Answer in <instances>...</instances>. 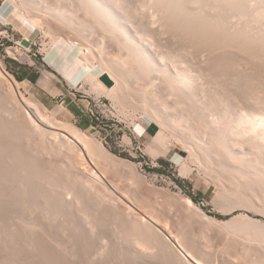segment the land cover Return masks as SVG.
<instances>
[{
	"label": "rangeland",
	"instance_id": "rangeland-1",
	"mask_svg": "<svg viewBox=\"0 0 264 264\" xmlns=\"http://www.w3.org/2000/svg\"><path fill=\"white\" fill-rule=\"evenodd\" d=\"M29 1L28 0L27 1H25V0H0V71H1L0 72V75H1L0 76V93H1L0 94V98L2 97L1 99L2 100L4 99L3 101L1 100V103H0V105L3 103L2 104L3 106L2 105H1L2 107L0 106V108H1L0 113L2 114V115L0 114V116H3V112L8 117H9V115H11V117H9L10 119L8 117H6V116H3V118L0 117V120H3L2 125H0L1 126L0 129L2 128V126H5L4 129H6V127H7L6 131L9 130L8 129V127H9L11 129V130H9V132L10 131L12 132V133H9V132L7 133L4 130L3 131L4 133H3L2 132L3 129L0 130V139H1L0 140V143H1L0 144V151H2L3 149L6 148L4 150V151H6V153L4 152V154H5L4 156L5 157L2 156L3 155V153H2L3 151L0 152V159H1L0 160V188H1L0 189V194H1V192H3L0 195V207L1 206L3 207V208L2 207L0 208V209H2V210H0V230H1L0 231V235H1L0 236L1 237L0 238V245H1V247H0V252H1L0 253V261L3 264H10L9 262H11V264H21V263L22 264H31V262H32V264H39L37 262H40V261H43V262H40L41 264H44L47 261H48L47 262L48 264H61L62 262H63L62 264H88V263L89 264H137V263L138 264H150V263L151 264H162V263L163 264H166V263L173 264V262H175L174 264H190L189 263L190 262L189 258H188V256H186V251H187V253H188V251H190L191 253H193L197 257H199V258L201 257L200 259H202L206 264H220V263L221 264H232V263L233 264H252V263L253 264H257V263L260 264V262H261V264H264V248H263V246H260V244H262V243L264 245V242H263L264 241V239H263L264 238V230L260 229V228H262V226H258L257 225L258 224L257 221H259L260 225L262 223H263L262 225H264V212H263L264 211V197H263L264 196V194H263L264 193V190H263L264 189V182H263L264 181V155H263L264 154V150L263 151L261 149L257 150L256 148L254 149V146H252L250 143H243L245 146H242V148L245 151L243 149H241L242 151H240L238 149L237 153H239L242 156H244L243 157L244 159L239 158V160H241V161L243 160L245 162L249 161L250 164H249V162H247V163L241 162V161L238 162L239 161L238 159L230 162L226 158L225 153H223L220 150V148L218 146V143H216V141L214 139L215 134H216L215 133L216 130H213L212 128H214L215 125L218 124V123L215 124V122H213L214 119L211 120V119L207 118L208 115L210 117L211 114H207V117H205L204 114H202L204 112H200L203 109L200 110L199 111L200 114L202 116H204V118L201 119V121H200L201 116L198 114L199 112H196V111H198V109H195L193 107L194 111H193V109L190 110L192 108L191 107L192 103L190 104L191 105L190 106L189 102L187 104V101L186 100L184 101V99H182L183 100V102H182V100L178 98L179 99V101H178L177 97H175L178 94L174 93V91H175L174 89H172V91H171L170 88L173 87V86L169 87L171 82L169 81V78L167 80V76L168 75L166 74L167 75L166 76L164 71L161 68H156V69H154L156 71L152 70V72L150 71L151 73L150 72L148 73V72H145V71H144L145 72L144 73L143 70H142V72H143V74L145 76L140 74V73H142V72H139V71H141V68L136 66V65H139V62L137 63V61H136V60H138V58H135V55L133 57V53H130L131 49H130L129 45L126 44V41H125L126 39L121 38L123 36L121 35V33L119 31H117V32H119L117 34L114 31L112 33V31L110 30L111 31V33H110L109 29L107 30V28H106L107 26L104 27L102 25L103 23H100V21L97 24L98 19L94 18L95 16H93V14H90V10L88 8H86V6H85V8H84L83 5L81 6V4H83L82 1H81V4H80V1H78V0H75V1L74 0H64L63 2L60 1V2L64 3L63 6H62V3L60 4V6H58L59 2L57 3L56 0H51L52 2L54 1L53 3L50 0H47L48 3H46V4H45L44 0H43L44 2L42 0H40V1L39 0L38 1L35 0L39 4H36V2L34 0H32L34 3L32 2L30 4V3H28ZM49 1H50L51 4H49ZM77 1L79 2V4H78ZM128 1L126 2V4L130 3ZM142 1L143 0H134V1L131 0V3H133V4L125 5L126 8H124L125 7L124 6L125 3L124 4H119V5H121V7L119 5H117L119 7H117V6L115 7L116 3L115 4L111 3V5H112V8H114V10H117L115 12L119 13V14L117 13V16L119 15L118 16V20L119 21L121 20L120 24L124 23L125 25H127V24L131 25L132 23H135L134 25L137 26V28H138V24H139V28L138 29H139L140 33L144 32V33H142L144 35H145V33L152 34V35H150V34L147 35L146 34L147 35L146 39H144V38L139 39L138 43L142 44V47H144V48H145V45L146 46L149 45V46H147L145 48L146 52H148L147 50L150 51V49H151V51L149 53L153 54L152 51H154L155 52L154 55L156 57H154L153 55H152V57H154L155 59L160 54L159 57H158L159 59L157 58V60H155L152 57H151V59H153V61L155 60L154 62L156 64H158L159 66H161L162 64H165V63L169 64V69H171L170 72L172 71L173 63L169 62V59H167L164 55H166V54L169 55V51H171L170 52V54H171L172 52H175V51H178V49H181L180 48L181 45L186 43V42H184L186 40V39H184V37L191 39L190 36L192 35L193 36L192 39H194L195 42H193L192 39H191L192 41L190 39L188 41H190L191 43L194 44V43H197L198 40H199L201 42L199 44H202V46H203L205 41L207 42V43H205L206 45H208V41L212 42L214 40V42H215L218 39V36H219V39H220V36L224 32L226 34H228L227 32H229V30H231V29H232L231 32H234V31L236 32L237 31L236 29H238L237 32H239L241 30V28L238 27L239 24H238V21L236 20L234 22H237V23H233V21H232V24H230L231 26L227 23L228 26H230L228 31H227L226 30L227 26L224 25V24L229 19V15H228V17L226 16L228 13L226 14L224 11L223 12L221 11L222 12L221 13L217 9H216L217 10L216 11L215 9L211 10V9L207 8L208 10H207L206 15L207 14L211 15L210 16L211 18H212V16H216V15H218L219 18H220L221 15H222L221 17H225L226 22H224L225 21V20H223L224 18H220V22L223 21L222 24H223V26H225L226 29L222 25H219L220 24L219 22H218V24L216 23V19L215 18L217 16L214 17L213 19H211L212 20V23H211L212 25L211 24L209 26L207 25V27L202 25V24H199V23H198V25H196V23L194 24V22H193V24H194L193 26H192V24H191L192 22H191L190 23L191 25L187 24L188 26L185 25V27L184 26L182 27V25H181V27H180L179 26L180 24L178 23L179 24L178 25L179 30L181 28H182V30H186V29H183V28H186V26H187V28L189 27V29H190V27H193L194 30H195L194 26H196L198 28V29H196V31L199 30V32L195 31V33H194L193 30H192L193 28H191V30H189L188 33L192 32V34L189 33V35H188V33H186L187 31H185V33H186L185 34V33H183L184 31L182 32V30H180L179 34H181V38H182L181 39L179 34H178L179 35L178 36L177 34H174L176 32L172 31L173 32L172 33L170 31V30H172L171 28L174 25L171 24L172 27L171 26L166 27L165 25H163V23H162V25L160 24L161 21L160 22L158 21L157 25H156V21L153 24L152 20H151V13H153L154 11L151 12V10H150V12H151L150 13L149 10H148L149 7H147L148 5H145L146 3L144 4V2H142ZM144 1H147V0H144ZM55 3H57V7H56ZM141 3H143L147 8L144 7L145 9H143L142 7L144 5L141 4ZM33 4H35L34 7H33ZM137 4H138V7L135 10V6H137ZM48 5H49V7L53 5V7H51V8H54V5H55V7L57 9L58 8L60 9L61 6L62 7H61V10L58 9V12H57V9H54L55 10L54 11L53 9L49 8ZM37 7H39V8H37ZM118 8H120V9L124 8V9H122V11L125 10L126 13H124L125 11L122 12ZM146 9H147V11L145 12ZM137 10H139V11H137ZM204 10H205V8H204ZM41 11H42V13H41ZM88 11H89V13H87ZM121 12L123 14H125V15H123ZM235 12H237V11H235ZM235 12L232 15H236L237 13H235ZM57 13L61 14L62 16L61 15L59 16V14H57ZM77 13H78V15H77ZM148 13H150V14H148ZM166 15H167V13H166ZM209 15H208V17H209ZM122 16H125L126 19H127V16H128L127 21H129V23L127 21H125L126 20L125 17L122 18ZM137 17H139V18H137ZM164 17H166V16H164ZM210 17H209V19H210ZM73 18H74V20H73ZM160 18H161V16H160ZM93 19L97 20V21L95 22ZM165 19L163 18V22H164ZM168 19H169V17H168ZM168 19H166V20H168ZM83 20H84V22H83ZM157 20H159V18ZM166 20L164 22L165 24L167 22ZM72 22H73V24H72ZM126 22H127V24H126ZM168 22L171 23L170 20H168ZM149 23H151V24H149ZM215 23L217 25H219L220 27L218 28V26ZM99 24H101V25H99ZM175 24H177V23L175 22ZM214 24H215V27H214L215 29H216V26H217L216 32H218V30L220 31V28H222L223 33L221 34V32H222V30H221L220 31L221 35H220L219 32L216 33L214 28H212L213 29L212 32H214V33L210 34V36L211 35L212 36L209 39L208 36H209L210 30H208V28L210 26L212 27ZM236 24H237L238 28L236 27ZM145 25L148 28H146ZM154 25H155V27H152ZM168 25H169V23H168ZM201 25L204 26L205 29L207 28V30L205 31L204 29H202ZM260 25H258V27L259 26H260V28L264 27V26H262V25H264L263 23L260 24ZM157 26H158V28H157ZM159 26H162V27L164 26V27L162 29V27L159 28ZM199 26L201 27L200 29H199ZM241 27H243V26H241ZM258 27L255 26V30L256 29L259 30ZM164 28H167V29H164ZM168 28H169V30H168ZM201 29L203 30V32L205 31L204 34H202L203 32L200 31ZM159 31H160V33H159ZM166 31H167V33H166ZM180 32H182V33H180ZM241 32H242V30H241ZM161 33L163 35H165V36H163ZM193 33H194V35H193ZM240 33H234V34H237V35H235L236 38H238V36L240 37V35H239ZM206 34H208V35H206ZM214 34L218 35V36H214ZM229 34H228L227 38H230V40H232V43H231V41L229 39L227 40V38H226L227 35L226 36L223 35L224 37L223 36L221 37L220 44H218L219 43V39L217 40L218 43L215 42L217 45H219L220 47L223 48V47H226L225 43H227L229 41L227 43L229 45V46H227V48H228L227 51H225L226 49L224 50V48L223 49L222 48H218L219 46L217 47L218 48L217 49L216 48L217 45L214 42H213V44L209 43L210 45H208V47H206V45H205L204 46L205 48L202 47L199 44L198 45L196 44V46L194 44L196 49H195V47L191 46V45H193V44H191L190 45L191 47H189L188 52L190 51V49H191V53H192V50H196L197 52L195 51V54H194V51H193L192 55H191V53L189 54V53L185 52L186 55L185 54L184 55L187 56V54H188V56L189 55L191 56V57H189V60H190L189 62L192 61L191 58H194V55H195V58H197V59H193L194 61L191 63L192 65L190 64L191 65L190 67L188 66L189 64H187V68H190V70H192L193 74L194 73L195 74L198 73L196 76L194 74L195 78H197V76L200 74V80H201V78L202 77L204 78V75H206V74L202 75L200 73V70H201V72H203L202 70H206L204 72H207V71L209 72V70L210 71L212 70V69L207 70L208 69L207 68L208 64L206 65L207 67L204 66L206 63H210V62H208L209 58L211 59L213 56H214L213 59L216 57L214 60H217L218 58H220V59L222 58L221 56L219 57V56H215L214 55L215 52L217 53L219 51V49H221L220 51H222V50L225 51V52L223 51V53H224L223 56L225 57L226 60H227L226 57H228L229 54H230L231 56L228 57V58L232 57L231 59H233L232 61L234 63L236 61H238V62L240 61V63L242 64L243 60H245V61H243V64H246V62L248 64V62H249L248 66H247V64L246 65L242 64L243 66L246 67L247 70L243 71L241 69V70H238V72L236 73L237 68L234 69L235 70V74L234 75H238L240 73L239 71H241V74H242V77H243V79H241V80H243L245 82L244 84H246V85H243L242 84L243 81L242 82L240 81L241 84L244 87L241 86V89L237 87V89H239V90H242V89H245V88L247 89V90L245 89V90H242L241 92H239L242 95H240L236 91L235 92L232 91V88L231 89L229 88L231 90V91H229V94H228V92L224 94V91H226V90L222 89V88H224V86L222 87L221 83L219 84L221 87L218 86V89L220 90V92L221 91L223 92V93L221 92L222 96L228 95V97H226V98H229L231 96L232 92H234V93H232L233 94L232 98H234V94L236 95V93H238V95H236V97H239L240 100L238 98H235L237 101L235 99H233V101H232L233 103L237 102V105H234L236 103L232 104V102H230L232 99H231V97L229 98V99H231V100H229V103H230V105H231V107L233 109L235 107H239V108L241 107V110L244 111L245 109L243 110L242 109L243 107L246 108L247 110H249V108L251 110L254 107V108L258 109L259 112H261V110L263 109L262 108L263 107L262 104H264V97L263 98H258L259 101H257V95H256V97H253V99H252L251 98L252 97V95H251L252 92H251L250 95H248L250 93V92H248V90L251 89L250 91H252L253 90L252 88H257L258 89V86H260L259 88H261L263 90L262 96H264V78H263L264 77V60H263L264 59V52H263L264 48H262V47H264V43H263V46L261 47L262 43L259 44L257 42H253V41L251 43H250V41L247 42V43L244 41V43H243V41H241V43L243 44V46H241L242 44L238 40H236V39H235L236 41L233 40V38L235 36L233 35L234 37L231 39L230 36H232V35L230 34V36H229ZM120 35H121V37H120ZM173 35H175V36H173ZM186 35H188V36H186ZM196 35L199 37L198 39H197ZM107 36H108V38H107ZM147 37L150 38V39H148ZM175 37L177 39H175ZM223 38H226V40L223 39ZM174 39H175L176 42L173 41ZM183 39H184V41H183ZM25 40H29L30 41V46H27L25 44ZM141 40H144V41H141ZM167 40H169L168 41L169 43L167 42ZM223 40H225V41L223 42ZM140 41L142 43H140ZM179 41H180V43H179ZM143 42L145 44H143ZM233 42L236 43V44H237V42H239L240 45H239V43L237 44L238 46H236V44H235V46L237 47L236 48L234 46ZM124 43L126 45H124ZM150 43H152V44H150ZM222 43L225 44V45L223 46ZM248 43L249 44L255 43V45L259 44L258 46H256V47H258V49L256 47H254V46H251V45H250V47L249 46L244 47L246 45H249ZM168 45H170V46H168ZM178 46H180V47H178ZM198 46H199V48L202 47V49L199 50ZM230 46H231L232 49L234 48V50H231ZM239 46L243 47L244 50L243 49L242 50L239 49L240 48ZM213 47L217 51H213V49H214ZM207 48H208L207 52H209V53L206 52ZM210 48H211V50H210L211 53H212V51L214 53V54L212 53L213 56H211V57H210V55H212V54H210V51H209ZM129 49H130V51H129ZM160 49H161V51H160ZM62 50H67V52H69L71 54L70 57L77 59L78 67L80 66V69L75 71V67H73L72 71L67 73L68 74L67 76L71 77L75 84L70 82L69 80L64 79L61 75H58V73L53 68L48 66L46 64V62H45V58L47 56H49L51 54H55V53L59 54ZM88 50H89V53L88 52L87 53L88 54L91 53L90 54L91 56L85 54L86 53L85 51H88ZM202 50H205V51H202ZM237 50H238V52H237ZM230 51L232 52V54H231ZM233 51H234V54H233ZM241 51H244L245 53L244 52L242 53ZM203 52H205V53H203ZM226 52H228V53H226ZM256 52H258V53H256ZM127 53L128 54L130 53V54L128 55ZM157 53H159V54H157ZM198 53H200V54L202 53V54L199 56ZM218 53L220 55V52H218ZM223 53L221 52V54H223ZM248 53H251L252 55L253 54L256 55V56L253 55L255 58L252 55H250L251 56L250 57ZM208 54H210V55L208 56ZM233 55H235L234 56L235 58L233 57ZM245 55H247V56H245ZM259 55H260V57L262 59L259 57ZM63 56L64 55H60V58L63 57ZM87 56H88V58H87ZM201 56H202V58H201ZM89 57H90V59H89ZM257 57H259L260 59H258ZM206 59H207V61H206ZM220 59H218V61L221 62V63H219V62L218 63L220 65H222V63H223L222 61H226V60L222 58V61H220ZM234 59H235V61H234ZM162 60L165 63H163V62L161 63ZM164 60H166V61H164ZM196 60H198V61H196ZM228 60H230V59H228ZM260 60L263 61L262 64H261ZM167 61H168V63H167ZM204 61H205V63H204ZM232 61H229V63L230 62L233 63ZM259 61H260V63H259ZM212 62L216 63V61H212ZM212 62L210 63L211 65L209 64V67H211V68L214 67V66L216 68L219 65V64H217V66H216V65H214V63L212 64ZM91 64H92V66H91ZM197 64H198V66H197ZM225 64H224V66H225ZM220 65H219V69L217 67V69L219 70V72L218 71L217 72L219 74H220V69H221ZM228 65H230V64H228ZM235 65H237V62L235 63ZM240 65L238 64V66H240ZM200 66H201V68H200ZM238 66H235V67H238ZM243 66H242V68H244ZM125 67H127V68H125ZM240 67H239V69H240ZM227 68L231 69V67L230 68L227 67ZM233 68H234V66L232 65V69ZM223 70H224V68H223ZM223 70L221 69V71H223ZM102 71H104V72H102ZM109 71L111 73L113 72V75L116 74V77L118 76L117 79H118L119 83H118V86H116V87H119V85H120V87L118 88L119 91L117 90L116 87L112 91V90L106 88L104 86V84L101 83V81H99V78L97 77L98 74L99 73H105V72L106 73H110ZM213 71L214 72L212 73V75H211V72H209L210 74H208V75L213 76V74H216L215 73L216 69L213 70ZM259 71H260V73H259ZM170 72H168V73H170ZM225 72H227V73H229L231 75V70H230V72L229 71H224V73ZM25 73H27L28 76L24 80H19L17 78V76H21V75H23ZM128 74H129V77L127 76ZM221 74H223V73H221ZM221 74L219 76H221ZM255 74L258 77L255 76ZM80 77L83 78L82 79V83H83L82 87L76 85L80 81L79 80ZM121 77H122V79H121ZM205 77H207L208 80H209V83L207 82L208 85H212L213 84V86H210L209 89H211L212 87L213 88L217 87V85L219 83L218 82L219 79L222 78V77L220 78L218 76L215 77V75H214L216 80L214 81V79H213V81H212V80L209 79L210 76L208 77L206 75ZM214 77H212V78H214ZM203 78H202V80H203ZM198 79H199V77H198ZM198 79H195L196 82L199 81V83L195 82V85L198 84V87H196L198 92L196 90V93L200 94L199 92L203 91L201 93L202 95L201 94L198 95V98L200 97V99H198V101H200V100H201V102L203 101V99H204L203 93H204L205 97L209 96V99H207L206 101H208L209 103H212V106L215 105V104L213 105V103H216L217 105H215V108L219 109L221 111L218 112V110H216L214 107H213L214 109L212 111H210L208 109L209 106H208V103H206V101H203L202 104H204V102H205L206 106H208L207 109L209 111L207 109H205L206 108L205 105H202L201 102H198L201 105L200 108L201 107L204 108V106H205L204 111L207 110L206 112H209V113L212 112V114L215 112L213 115L218 114L215 117H218L222 111H225V110L228 111L230 109L233 110L231 107L229 109V107H227L226 105H225L226 107L223 108L224 104L220 105V103H219L220 107H218V103L217 102H214L213 100L211 102L210 100L212 99L211 97H213V96H211V95L207 96V94H205V92L207 91V90H205V88H206L205 86L206 85L204 87L199 85V84H201L202 81H200ZM259 80H261V83L258 82ZM137 81H139V82H137ZM152 81H153V83H152ZM167 81H168V83H167ZM123 82L126 83V84H124ZM204 82L205 81H203L202 84ZM207 83L205 82L204 84H207ZM247 83L249 84V86L251 85L252 88L248 89L249 86H247L248 85ZM11 85H13V86H11ZM149 85H150L151 88L149 87ZM208 85H207V87H209ZM145 86H147V88ZM16 87H19V88L17 89ZM201 87H202V90L200 89L201 90L200 91L198 88H201ZM213 88H212V91L218 92L217 88H215L216 90H213ZM13 89H14V92H13ZM139 89H141V90H139ZM233 89H234V87H233ZM127 90H128V92H127ZM145 91H146V93H145ZM243 91L248 92V94L243 92ZM169 92H170V94H169ZM221 93L218 94V96L221 95ZM244 93H245L246 97L244 96ZM16 94H17L19 99L17 98ZM22 95H23V97L25 99L29 100V98H30L31 102H35V103L40 104V106H41L43 112L45 113V115L48 116V118L51 119L53 122H55V123L56 122L57 123L61 122V124H63L65 122L64 124H66L67 126L70 125L69 127H72L73 129H74V127H75L76 130L80 129L79 131L82 132L84 135H86L89 139L94 141L97 144V146L99 145L98 147H102V148H104V150H107V153H109V154H107L106 152L104 153L103 152L104 150L102 151L103 154H105V155L107 154L106 156L112 155V157H113L112 159L114 161H112V159L109 158V156L107 158L109 160V162L108 161H104V160H106V157H103V159L101 160L102 162H100V160L98 161L99 165L93 164L95 166L94 167V166H92L91 163H89V160H91L90 158H92V157L90 156V157L86 158V156H84L86 158V159H84V157H82L81 154H80V150H79L78 146L77 147L76 146L69 147V143L68 142H66L64 139L59 138V139H61V141L63 140V141H65L66 144H68L65 147L62 146L63 148H61L60 147V143L61 142H59L60 140L58 139V137H57V139L59 141L56 139V137L53 134H50V132H49L50 130H53V128L43 124L44 126H46L45 127L46 130L49 129L48 131L45 130L44 133H43V131L40 128H43V130H44V127H40L39 128L38 126H36L37 125L36 123H35L36 125H34L31 121L30 122L32 124L29 122V120H31V119H29V117L26 116L27 114L25 113V110L23 109L24 107L21 104L22 101H21V97L20 96H22ZM132 95H133V97H131ZM135 95H136V97H134ZM215 99L216 98L214 97V100ZM242 99H243V101L245 100L246 102L244 101V103H242L243 102V101H241ZM250 99H251V102H250ZM260 99H261V101L263 100L262 101L263 103L260 101ZM247 100H248V102H247ZM253 100H255V101H253ZM102 101H103V103L107 104V107H103L102 105H100L102 103ZM217 101H219V100H217ZM140 102H143V103H140ZM180 102H182V103L185 102L186 105L187 106L189 105L190 107L187 108V106L184 105L185 103L182 104ZM232 105H234L235 107L232 106ZM185 107H186V109H185ZM198 108H199V106H198ZM260 108H262V109L259 110ZM21 109H22V111H21ZM7 110H8V112H7ZM214 110H216L217 112L214 111ZM238 110L241 112V110L238 109V108L234 109L235 112L238 111ZM252 110L254 111L255 109H252ZM258 111H256V112H258ZM23 114H24V116H23ZM213 115H211L212 117H210V118H214ZM193 116H194V118H193ZM4 117H6L8 119H4ZM23 117L24 118L26 117L25 121H23L24 120ZM205 118L208 119V120H205V122L207 121V123H204V121H203ZM12 120H13V122H12ZM56 120H58V121H56ZM209 120H211V121H209ZM21 121H22V123H21ZM182 121H184V123H183L184 126L181 124ZM7 122H8V124H7ZM26 122H27V124H26ZM211 122L214 123L215 125L212 124ZM3 123L6 124V125H4ZM9 123L11 124V127H10ZM187 123L190 124V125H188ZM25 124L29 128H27ZM39 124H40L39 126L42 125V123H39ZM30 125H31V128H30ZM147 125H149V127L152 126L154 138L152 136H148V135H145V134L144 135L140 134L139 131L142 129L141 127L142 126L144 127V126H147ZM213 125H214V127H213ZM187 126L188 127L190 126V127L188 128ZM216 126L218 127L219 124L216 125ZM22 127H25V128L22 129ZM36 127H38V128H36ZM47 127H48V129H47ZM219 127H218V129H219ZM12 128L14 130L15 129L17 130V131L15 130L17 132L16 134H18L17 136L12 135V134H15V131H13ZM209 128L211 129L212 133H214V135L211 133ZM38 130H41V131H38ZM18 131H21L20 132L21 135L19 134ZM36 131L39 133L38 135H37ZM33 132H36V133L34 134ZM41 132H42V134H41ZM192 133H193V135H192ZM195 133H197V134H195ZM44 136H45V138H44ZM46 136H47V138H46ZM10 137H11V139H10ZM15 137H17V138H15ZM20 137H21V139H20ZM48 137H49L50 140L48 139ZM204 137H205V139H204ZM18 139H20V140L18 141ZM21 140H22V142H21ZM195 140L197 141V143H196ZM198 140H200V141H198ZM29 141H30L31 144L29 143ZM63 141H62V143H64ZM54 143H56V144H54ZM29 144L31 146V149L29 147ZM208 144H209V146H208ZM1 145H3V146H1ZM32 145H33V147H32ZM4 146H5V148H4ZM7 147L10 150L9 152L7 151L8 150ZM36 147L39 148V149L41 148L42 151L39 150V149L37 150ZM57 148H58V150H57ZM69 148H71V149H69ZM102 148H99V150L100 149L102 150ZM19 149L21 151H19ZM61 149H63V150H61ZM69 150L71 151V153H68V152H70ZM193 150H194V153H193ZM14 151H16V152H14ZM27 151H30V152L27 153ZM55 151L57 152V154H56ZM63 151H64V153H63ZM11 152L14 155L17 154L16 157L17 156H21L20 159L16 160L15 156L11 155ZM42 152H43V154H42ZM54 152H55V154L57 156L54 154ZM200 153H201V155H200ZM6 154L9 156V158H7V159H6V157H8V156ZM40 154H42V155H40ZM59 154H60V156H59ZM65 154H67V155H65ZM68 154H69V156H68ZM209 154H210V156H209ZM46 155H47V157H46ZM52 155H55V156H52ZM76 155L78 157L80 156L79 159H78V157ZM40 156H42L41 159H39ZM242 156H240V157H242ZM13 157L15 158V162H13V160H14ZM200 157H201V159H200ZM17 158H19V157H17ZM81 158H82V160H81ZM249 158H251V159H249ZM21 159L22 160L24 159L25 160V161L23 160L24 162L27 161L26 163H28V161L31 160L34 165L32 164V162L29 161V163L32 164L30 166L32 168H30V167H29L30 169L28 167L24 168L25 164L23 163V161ZM115 159H116V161L118 163L115 161ZM208 159H209V161H208ZM9 160H10L11 163H9ZM86 160H88V161L86 162ZM123 160H125V161L123 162ZM2 161H3L4 165L2 164ZM34 161H36L37 164ZM51 161H52V163H51ZM70 161L72 162V164H71ZM82 161L88 163L90 165V167H89L88 164L86 166H88L90 169L92 168L93 171L96 170L97 172L96 171L95 172L98 174V177L101 176L100 179L103 178V180H99V178H97V177H96V179L94 178V180L90 179V180H93L94 183L91 182V184H86L87 187H89L88 189L86 187L84 189V186H85L84 183L85 182H83L82 178H85V177H82V176H84L85 174H86L85 176L88 175L89 177H92V178L94 176L89 175V173L92 170L88 169L86 166H84L85 168L88 169L86 172H88L89 170H90V172L86 173L85 172L86 169H82L83 168L82 164H85ZM93 161H94V159H93ZM110 161H112V162H110ZM255 161H258V162L255 163ZM17 162H18V164H17ZM96 162H92V163H96ZM113 162H114V164L116 163V165H113L112 164ZM218 162L220 163V165H219ZM56 163H57V165H55ZM61 163H63V164H61ZM64 163H65V165H64ZM69 163H70V165H69ZM1 164L3 165V167H1L2 166ZM21 164H22V167H21ZM35 165H37L38 167L35 166ZM54 165L56 167H54ZM105 165H107V166H105ZM33 166H35V168H37V170L38 169L39 170L37 171L36 169H34ZM62 166H64V167H62ZM220 166L222 167V169H221ZM93 167H94V169H93ZM26 168L29 169V172H28V170H26ZM16 170H17V172H16ZM18 170H20L21 172L18 171ZM34 170H35V172H34ZM55 170H56V172H55ZM226 171H228V172H226ZM5 172L9 173L8 174L9 176ZM11 172H12V174H11ZM24 172L27 173L28 176ZM41 172H43V173L41 174ZM63 173L65 175H63ZM66 173H68V174H66ZM237 173H240V175H238ZM2 174H4L5 176L2 175ZM75 174H77V175L81 174L82 175V176H80V177H82L81 179H79L80 177L79 178L77 177V178H78L79 181L83 182V184H81L83 187L81 185H79V181L78 180L77 181L76 180H74V181L72 180V179L76 178V176H73ZM12 175L14 176L13 178H12ZM56 175H57V177H56ZM68 175H71V176H68ZM230 175H232V177L233 176L234 177L237 176L236 180H235L234 177L232 178ZM6 176H8V178ZM256 176H258V177H256ZM259 177L261 179H258ZM60 179L63 181V183H62V181ZM237 179H239V181H240L239 184L236 183ZM14 180H16L17 182H15ZM33 180H34V182H33ZM47 180H48V182H47ZM67 180H68V183H67ZM90 180L88 179L87 182L90 183ZM261 180H262V182H261ZM12 181L14 183H16V184L14 185V183ZM41 181L43 182V184H42ZM100 181H102V182H100ZM106 181H107V183H106ZM241 181L243 182V185H241L242 184ZM27 182H29V183H27ZM45 182H46V184H44ZM49 182L52 183V187L49 186L51 184V183L48 184ZM75 182H78V183H75ZM232 182H233V184L234 183L235 184L233 185ZM18 183H19V185H18ZM60 183H61V185H60ZM24 184L27 185V186H25ZM28 184H30V186ZM69 184H71V185H69ZM92 184L94 186H92ZM112 184H113V186H112ZM37 185H39L38 186L39 188L37 187ZM41 185H42L43 188H41ZM44 185H46V186H44ZM53 185L55 187H53ZM56 185H57V187L61 186L62 188L65 187V186L66 187L67 186L68 187L72 186L71 188L75 189L74 192H76L78 194V196H77L76 193H74L72 191L74 193V195H71V194L68 193L69 194L68 196L66 194H63L62 196H60L61 195L60 194L59 197H58L59 193L56 194L57 193ZM77 185H79V186H77ZM90 185H91V187H90ZM237 185H238V187H237ZM12 186H13V188L15 190L12 188ZM19 186H23V188L26 189V190L24 191V189L22 187H19ZM31 186L32 187L35 186V187L32 188ZM95 186H97L98 188L95 187ZM4 187H5L6 190L4 189ZM27 187H28V189H27ZM79 187H80V189H79ZM105 187L106 188L109 187L108 189H112V190L109 191L108 189H105ZM110 187H112V188H110ZM53 188H55V189H53ZM2 189H4L5 192H7L6 193L7 195L4 193V191H2ZM9 189H10V191H9ZM41 189L43 191H45V192H43ZM86 189H87V191L88 190L89 191L87 192ZM17 190H18V192H17ZM19 190H22L23 192L19 191ZM27 190H29V192ZM35 190H37V191H35ZM40 190H41L42 193H40ZM228 190H229V192H228ZM250 190H253V191H250ZM49 191L50 192L54 191V193L51 192V194H50ZM58 191L59 192L61 191L60 188L58 189ZM85 191H86L87 195L85 194ZM111 191H112V193H110ZM243 191H245V192H243ZM249 191H250V193H248ZM261 191H263L262 194H261ZM20 192H21V194H20ZM25 192H27V193L25 194ZM34 192H35V194H34ZM31 193H32V195H31ZM98 193H99V195H98ZM255 193H256V196H255ZM39 194L40 195L42 194V196H40ZM55 194H56V196H55ZM75 194H76V196L79 199L75 198L76 197ZM116 194H118V195H116ZM2 195H3L4 199L1 198ZM16 195H18V196H16ZM24 195H26V196H24ZM34 195H35V198H34ZM51 195H52L53 198L55 197L56 200L52 199V197H50ZM89 195L92 197V199L96 198V200L93 201V202L97 203V201L98 202L100 201L99 202L100 204L99 203H97V204L96 203H90V202H92V199L89 200L90 199ZM258 195H261V196H258ZM29 197H31V198H29ZM37 197H39V198H37ZM63 197H65L66 199L70 197L71 199H69L68 200L69 202H68L64 198L65 199L64 200L65 203H64ZM102 197L104 199H106V200H104ZM7 198L9 200H7ZM26 198H27L28 202L26 201ZM108 198H111V200L108 199ZM188 198L193 201V204L194 203L195 204L192 205V204L188 203L187 202ZM40 199H41V201H40ZM48 199H50V200H48ZM60 199L62 200V202L59 201ZM76 199H78V201ZM112 199H113V202H112ZM261 199H263V200H261ZM31 200H32V202H31ZM44 200L48 201V203L52 200L51 202L52 203L54 202L55 204L53 203V205H52V203L50 202L51 204L49 203V205H48V203H46V201H44ZM71 200L74 201V202H72ZM66 201H67V205H65ZM70 201H71V203H70ZM1 202H2V204H1ZM37 202H38V205H37ZM8 203H9L10 206L8 205ZM56 203L57 204L59 203V204L57 205ZM75 203L78 204V205H76ZM15 204H19V205H15ZM24 204H26V205H24ZM62 205H64V206H62ZM68 205H70V206H68ZM80 205L84 206L85 208L81 207ZM131 205L133 206V208H132ZM24 206H25V208H24ZM27 206L29 208L31 207L33 209H29ZM35 206H37V208ZM47 206L52 211V213L48 209ZM65 206H66V208H64ZM67 206L69 207V209H68ZM92 206L95 207V208H92ZM109 206H110V210H109ZM111 206H114V207H111ZM248 206H250V207H248ZM26 207H27V209H26ZM44 207L46 209H44ZM61 207H62V209H61ZM86 207H87V209H86ZM35 208H36V210H35ZM76 208H78V209H76ZM128 208H130V209L128 210ZM24 209H25V211H24ZM41 209H43V211ZM52 209H54V210H52ZM70 209L72 210V213H70L71 212ZM131 209H132V211H131ZM58 210H59V212H58ZM74 210H75V213H74ZM10 211H11V213H10ZM67 211L69 213L68 216H67V214H68ZM83 211H85V213ZM101 211H102V213H101ZM123 211H124V214H123ZM128 211L130 213H128ZM138 211H140V212H138ZM16 212H17V214H16ZM60 212H62V213H60ZM63 212H64V214H63ZM110 212H111V214H109ZM21 213H22V215H21ZM45 213H47V214L45 215ZM82 213H84L85 215L82 214ZM91 213H93V214H91ZM100 213H101V215H100ZM115 213H117V214H115ZM147 213L150 216L153 215L152 217L156 218L157 220L158 219L160 220L159 223L161 225L158 226V227L161 228L163 226H166L167 228H169V229H167L169 232L168 231H164V232H166L167 235H169V234H172V235L174 234V236L177 235L175 238H178V241L180 242L181 245L183 244L182 245L183 249L186 248V245L188 246V248H186L187 250L186 249H184V250L182 249V251L180 250L182 253L185 252L184 254H182L178 250L179 248L176 247L172 242H169L170 240L164 234H163V236H162L163 238H162L161 235H160V232H159L160 237L157 235L158 233L154 232L155 231L154 228L153 229L151 228V231H150V229H147V226L144 223L145 220L143 221V219H141V217H140L141 214L143 215V214H147ZM205 213H206V215H205ZM11 214H13V215H11ZM34 214H36V215H34ZM120 214H122V215H120ZM50 215L51 216L53 215L52 216L53 218H51ZM79 215L81 216V218H79L81 222L80 221L79 222L76 221V219L79 217ZM133 215H134L135 219H134ZM7 216H8V218H7ZM22 216L26 217V218H23ZM54 216H55V218H54ZM56 216H57V218H56ZM104 216H106L107 218H105ZM18 217H22V218H18ZM38 217H39L40 220L38 219ZM66 217H67V220L65 219ZM92 217H94V218H92ZM110 217H111V219H110ZM117 217L120 220H118ZM3 218L5 219L4 221H3ZM14 218H15V220H14ZM17 218L20 219V220L24 219L25 221H22V222H24V223L26 222V223H28V225H30L31 222L35 223V225L33 223H32L33 225L31 224L33 229H29L31 227H27L26 224H25L26 227H23L24 224L20 220H18ZM47 218H49V219H47ZM63 218L66 220V222H65V220ZM95 218H96V220H94ZM242 218H244V219H242ZM11 219H13V220H11ZM16 219L18 220V222L20 221L19 224H18ZM58 219H59V222H58ZM69 219L71 221H69ZM100 219H102V221H100ZM252 219L255 221L254 222L255 224L257 223L256 225H254L252 223L248 224V222H252L253 221ZM27 220L28 221L30 220V221L28 222ZM90 220L93 221V222H91ZM109 220H111V221H109ZM139 220H141V221H139ZM231 220L233 221L232 222L233 224L231 223ZM41 221L43 222L42 224H41ZM60 221H61V223H60ZM84 221H86V222H84ZM94 221H95V225L98 224L99 227H98V225H96V227H95ZM96 221H97V223H96ZM134 221L136 223H133ZM39 222H40V224H39ZM62 222H64L63 225H62ZM67 222H69V224ZM70 222H72V224H71L72 227L70 226ZM220 222H222V223H220ZM226 222H228V224H230V225H228ZM12 223H14L15 225L12 224ZM77 223L79 225H76ZM164 223H166V224H164ZM224 223H225V225H224ZM73 224H74V226H73ZM89 224H91V225H89ZM244 224H246V225H244ZM42 225H43V228H42ZM59 225H60V227L61 226L62 227L65 226V227L62 229V227L60 228ZM85 225H86V227H85ZM131 225H132V227H131ZM33 226H35V228ZM257 226H258V228H257ZM3 227H4V229H3ZM14 227H16V228H14ZM54 227H55V229H54ZM81 227L83 228V230L81 229L83 232H79ZM101 227H103L102 228L103 231H101ZM250 227H252V228H250ZM11 228H14V230L16 229V231L13 233V229H11ZM24 228H27V231H26V229L24 230ZM44 228L46 229V231H45ZM71 228H75V229L71 230ZM49 229H52V231L50 230V232L52 234L48 231ZM85 229L87 231V232L85 231L86 233L84 232ZM110 229H112V230H110ZM240 229H242L243 231H246V232H243ZM251 229H252V231H254V233L257 232L258 235H259V233L261 231L259 236L262 237V238L257 236L256 235L257 233H255L254 235L252 234L253 236L249 235V238H248V234L247 233L251 234L252 233V232L250 233ZM3 230H5L4 233H3ZM74 230H75V232H73ZM98 230H100V231H98ZM113 230H115V231L118 230V231L115 233ZM233 230L234 231L236 230L237 232L236 231L234 232ZM22 231H24L25 234L27 233L26 234L27 236ZM58 231L59 232L62 231V232L59 233ZM130 231H131V234H130ZM156 231H158V230H156ZM6 232H7V234H6ZM17 232H18V234H17ZM98 232H99V234H98ZM124 232H125V235H124ZM9 233H10V235H9ZM15 233H16V235H14ZM34 233H35V235H34ZM43 233H44V235L40 236V234L42 235ZM87 233H89V234H87ZM94 233H96V234L94 235ZM245 233H246V235H244ZM32 234H33V238L34 239L30 238V237H32ZM68 234H70V235H68ZM77 234H78V236H77ZM79 234H82V235L79 236ZM85 234L87 235L86 237H85ZM126 234L128 235V237H127ZM4 235H9L10 237L9 236L8 237L10 239L8 238V240L6 241V236H4ZM52 235L54 237H52ZM59 235H60V237H59ZM88 235H90L91 237L88 236ZM92 235H93L94 238L92 237ZM181 235H182V237H181ZM25 236L29 237L30 240H29V238H26ZM45 236H47V237H45ZM61 236L64 237V238H62ZM82 236H83V238H82ZM118 236H120V237H118ZM187 236H188V238H186ZM41 237H43V238L41 239ZM108 237H110V238L107 239ZM250 237H251V239H250ZM255 237H256V239L258 241H255ZM16 238L20 239L21 242L18 239L16 240ZM44 238L47 239V240H43ZM49 238L50 239L53 238V239L50 240ZM59 238H61V239H59ZM79 238H80V240H78ZM86 238H88V239H86ZM89 238H91L92 240H90ZM161 238H162V240H161ZM183 238H184V240H183ZM245 238H248V239H245ZM253 238H254V240H253ZM259 238L261 240H259ZM81 239H83V240H81ZM111 239H112V241H111ZM234 239H236V241ZM11 240H12V242H11ZM59 240L62 241V242H60ZM152 240H156V241H152ZM250 240L254 241L255 243L251 242ZM5 241H6V243H5ZM43 241H45V243ZM103 241H104V243H103ZM159 241L162 242L161 246H159L160 245ZM186 241H188V242H186ZM95 242H96V245L94 244ZM113 242L116 245H112ZM151 242H153L152 245H151ZM163 242H164V244H163ZM85 243H87V244H85ZM130 243H132V244L130 245ZM156 243H159V244H156ZM43 244L44 245L48 244V245H46L45 248H44ZM99 244L101 245V247H104L103 248L104 250L102 248L97 247ZM118 244H119V246H118ZM167 244H168V246H167ZM227 244H228V246L229 245L230 246L228 247ZM58 245H59V247H58ZM106 245L108 246V248H107ZM204 245H207L208 248L206 246H204ZM225 245H226V248L224 247ZM20 246H21V248H20ZM114 246L116 248H113ZM162 246H164V247L162 248ZM13 247H14L15 250L12 249ZM38 247H40V248L38 249ZM231 247L232 248L234 247V248L232 249ZM97 248L99 249L98 251H97ZM106 248H107V250L105 251ZM164 248H166L165 250H167L165 252L163 251L165 254L161 253L162 250H164ZM5 249H6V251H5ZM31 249H33V251ZM56 249H58V250L62 249V250H60L61 252L60 251L58 252V250H56ZM94 249H96V250H94ZM101 249L103 251H101ZM175 249H177V250H175ZM227 249H228V251H227ZM93 250H94V252H92ZM152 250H153V252H152ZM96 251L97 252L100 251V252H104V253L103 254H100V253L98 254ZM128 251L130 252V254L128 253ZM156 251H158V252H156ZM235 251H237V252H235ZM244 251H246L245 255H244ZM3 252H4V254H3ZM5 252H7V253H5ZM89 252L93 253V254H89ZM116 252H117V254H116ZM149 252H150V254H149ZM212 252H213V254H212ZM21 253L23 254L22 255L23 257L20 255ZM127 253H128L129 256L127 255ZM151 253H152V255H151ZM168 253H169V255H168ZM172 253H174L176 255H174V254L172 255ZM250 253H251V255H250ZM52 254L53 255L55 254V256H53ZM59 254H60V256H59ZM96 254L98 255V257L96 256ZM134 254H136L135 255L136 257H133ZM156 254H157V256H156ZM197 254H199V255H197ZM208 254H209L210 257L208 256ZM252 254H253V256H252ZM41 255H42V257H40ZM43 255H44V257H43ZM65 255H66V258L67 257L69 258V256H70V260L68 258L65 260V258H64ZM99 255H101V258H100ZM242 255L244 257H241ZM5 256H6V259L4 258ZM10 256H11V258H10ZM36 256H37V258H36ZM130 256H132V257H130ZM169 256H170V258H169ZM179 256H181V257H179ZM184 256H185V259H184ZM26 257H27V259H26ZM93 257H95V258H93ZM8 258H10V261H9ZM59 258H63L64 261H62V260L59 261L60 260ZM122 258L123 259L127 258V259L123 260ZM146 258H148V259H146ZM219 258H220L221 261L219 260ZM240 258H242V259L240 260ZM23 259H24L25 262L23 261ZM46 259H48V260H46ZM132 259H134V261ZM226 259L230 260V261L228 262ZM248 259L250 261H252V260L253 261L250 262ZM34 260H35V262H34ZM45 260H46V262H45ZM246 260L248 262H250V263H247ZM65 261H67V262H65ZM2 263H0V264H2Z\"/></svg>",
	"mask_w": 264,
	"mask_h": 264
},
{
	"label": "bare ground",
	"instance_id": "bare-ground-1",
	"mask_svg": "<svg viewBox=\"0 0 264 264\" xmlns=\"http://www.w3.org/2000/svg\"><path fill=\"white\" fill-rule=\"evenodd\" d=\"M25 1H27V0H25ZM29 1V0H28ZM35 1V0H34ZM38 1V0H37ZM37 1H35L36 2V4H39V3H37ZM40 1V0H39ZM43 1V0H42ZM41 1V2H42ZM45 1V4L46 3H48V1L47 0H44ZM43 1V2H44ZM51 1V0H50ZM50 1H49V4H51L50 3ZM57 1V3L59 2V5L58 6H60V4L64 1V0H56ZM60 1H62V2H60ZM75 1V0H74ZM78 1H80V4H81V1H82V3L83 4H81V6L83 5L84 6V8H85V6H86V8H88L89 10H90V14H93V16H95L94 18H97L98 19V22H97V24L99 23V21H100V23H103L102 25L104 26V27H106L107 28V30L109 29V32L111 33V31H112V33H113V31L114 32H116L117 34L120 32L121 33V35L123 36V37H121V35H120V37L121 38H123V39H126L125 41H126V44H128L129 45V47H130V49H131V52L130 53H133V57H134V55H135V58H138V60H136L137 61V63L139 62V65H136L137 67H140L141 68V71H139V72H142V70H143V72L145 71V72H152V70H154V69H156V68H161L163 71H164V73H165V75L167 76V80H168V78H169V81L171 82V84L169 85V87H171V86H173V87H171L170 89H171V91H172V89H174L175 91H174V93H177L178 95H176L175 97H177V99L179 98V99H184V101L186 100L187 101V104H188V102H189V105L192 103V108L190 109V110H192L193 109V107L195 108V109H198V111H196V112H199L200 110H202V111H200V112H204V113H202V114H204V116L205 117H207V114H211V115H213L212 114V112H206L208 109L210 110V111H212L214 108H215V105H217L216 103H213V105L214 106H212V103H209L208 101H206L207 99H209V96L208 95H211V96H213V97H211L212 99L210 100L211 102H212V100L214 101V102H217L218 103V107H220L219 106V103H220V105L221 104H224V106H223V108L224 107H229V109H230V107H231V105H230V103H229V100H231L230 102H232L233 101V99H235V98H238L239 100H240V98L239 97H236V95H238V93L239 92H241L242 90H245V89H242V90H239V89H237V87L238 88H240L241 89V86H243V85H246V84H244L245 82L243 81V80H241V79H243V77H242V74H241V71H239L240 73L238 74V75H234L235 74V68H237V70H236V73L238 72V70H247L246 69V67L245 66H243V65H246L247 64V62H246V64H243V61H245V60H243L242 61V64L240 63V61L238 62V61H236L237 62V65H235V63L232 61L233 59H231V58H228V57H230L231 55L229 54V56L228 57H226L227 58V60L225 59V57L223 56L224 55V53H223V51L225 50V51H227V46H229L227 43L229 42H227V43H225L226 44V47H223L224 48V50H222V51H220L221 49H219V51L218 52H220V55H219V53L217 52H215V54L213 53V51H217V50H215V48L213 49V51H212V53L215 55V56H221L223 59H225L226 61H222V58L220 59V58H218V59H220V61H222L223 63H222V65H220L219 63H221V62H219L218 61V59L217 60H214L213 59V54L211 53V48L209 49V51H210V54H212V55H210V54H208V56L210 55V57L211 56H213L211 59L209 58V60H208V62H212V61H216V63L215 62H212V64L214 63V65H216L217 66V64H219L220 65V68L223 70V68H224V70L223 71H221V69H220V74L221 73H223V74H221V76H219L220 74L218 73L219 72V65L217 66L218 67V69H217V67L215 68V66L214 67H209V64L210 63H206L204 66L205 67H207L208 69L207 70H209V69H212L211 71L209 70V72H211V75H212V73L214 72L213 70H215L216 69V74H213V76H211V75H208V74H210L208 71V73L207 72H204V71H206V70H202L203 72H201V70H200V73L202 74V75H204V74H206L208 77H209V79L210 80H212L213 81V79H214V81L216 80V78L215 77H222L221 79H219V83H218V85H217V87H215V88H217L218 89V86H220L219 84L221 83L222 84V87L224 86V88H222V89H225L226 91H224V94L225 93H227L228 92V94H229V91H231L230 89L232 88V91H236V92H238V93H236V95L234 94V98H232L233 97V94L232 93H234V92H230L231 93V99H229V98H226V97H228V95H224V96H222V93L220 92V90L218 89V92H214V91H212V88L211 89H209L210 88V86H213V84L212 85H208V83H209V80H208V78L207 77H205L206 75H204V78H203V80H202V78H201V80H200V74L197 76V78H195L194 77V74H193V72H192V70H190V68H187V64H189L188 66L190 67L192 64V62L194 61L193 59H197V58H195V55H194V58H191L192 59V61L191 62H189L190 60H189V57H191L190 55L188 56V54H187V56H185L186 54H185V52H187V53H191V49H190V51L188 52V50H189V47H191V46H193V47H195L196 46V44L198 45L199 43H201L199 40H198V42L197 43H194L195 44V46H194V44L193 43H191L190 41H188L190 38H186V37H184V39H186L185 41H184V39H183V41L184 42H186V43H184V44H182L181 45V47L180 46H178V47H180L181 49H178V51H175V52H172L171 54H170V52L171 51H169V55L168 54H166V55H164L167 59H169V62H171V63H173V68H172V71L170 72V70L171 69H169V64H166L165 62H163V60L161 61V63L163 62V63H165V64H162L161 66H159L158 64H156L154 61L155 60H157V58L159 57V53H157V54H159L158 55V57L155 59L154 57H156L155 55H154V51H152L153 52V54H151V53H149L150 51H151V49H150V51L149 50H147L148 52H146V47L147 46H149V45H145V48L144 47H142V44H139L138 43V41H139V39H142V38H144V39H146V36L147 35H149L150 33H145V35L144 34H142V33H144V32H141L140 33V31H139V24H138V28H137V26H135L134 24L135 23H132L131 25L129 24H127V22L129 23V21H127V19H128V16H127V19H126V17L125 16H122V18L123 17H125V21H127L126 22V24L127 25H125L124 23L122 24H120V21L118 20V16H117V13L115 12V11H117V10H114V8H112V5H111V3H113V4H115L116 3V5H115V7L117 6V5H119V4H124V6L125 5H128V4H133V3H131V0H78ZM77 1V2H78ZM130 2V3H127L126 4V2ZM134 1V0H133ZM23 2V1H22ZM33 1L32 0H30L28 3H32ZM42 2V3H43ZM52 2V1H51ZM54 2V1H53ZM52 2V3H53ZM136 2V1H135ZM142 2H144V4L145 5H148L147 7H149L148 8V10H149V12H150V10H151V12L152 11H154L153 13H151V20H152V23L154 24L155 23V21H156V25H157V22L159 21H161L160 22V24L162 25V23H163V25H165L166 27H168V26H171V24L172 25H174L171 29L172 30H170L171 32L172 31H174V32H176V33H174V34H179V31L180 30H182V28L179 30V27H178V25L181 27V25H182V27L184 26L185 27V25H191L192 24V26L196 23V25H198V23L199 24H202V25H204V26H206L207 27V25L209 26L211 23H212V20L211 19H213L214 17H216L215 19H216V23L218 24V22L220 23L219 25H222L223 26V24H222V22H220V18H224L223 20H225V17H221L220 15V18L218 17V15H216V16H212V18L210 17L211 15H209V14H207L206 15V13H207V10L208 9H217L219 12H225L227 15V17H228V15H229V19L227 20V22H226V20L224 21V22H226L224 25H226L227 26V29L225 28V26H223L227 31H228V29H229V27L231 26L230 24H232V21H233V23H237V22H234V21H238V24H239V28H241V30H242V32H241V30L239 31V32H237L238 31V29H236L237 31L235 32L234 30V32H231V30H229V32H227L228 34L230 33L232 36H230V34H229V36L231 37V39L235 36V35H237V34H234V33H240L239 35H240V37L238 36V38H236V36L233 38V40H238L240 43H241V41H243V43H244V41L247 43V42H249L250 41V43L253 41V42H257V43H262L261 44V47L263 46V43H264V27L263 28H260V24H264V0H147V1H142ZM27 3V4H28ZM34 3V2H33ZM57 3H55L56 4V7H57ZM41 4V3H40ZM66 4V3H65ZM78 4H79V2H78ZM141 4H143V3H141ZM140 4V5H141ZM143 4V5H144ZM34 5L35 4H33V7H34ZM64 5V3H62V6ZM142 5V6H143ZM143 6L142 8L143 9H145L144 7H146V6ZM39 6V5H38ZM61 6V7H62ZM73 6V5H72ZM80 6V7H81ZM120 7H121V5H119ZM119 6H117V7H119ZM123 6V5H122ZM123 6V7H124ZM41 7V6H40ZM48 7H49V5H48ZM47 7V8H48ZM51 7H53V5L52 6H50L49 8H51ZM55 7V5H54V8H51V9H57ZM61 7H60V9L59 10H61ZM70 7V6H69ZM114 7V6H113ZM137 7H138V4H137V6H135V10L137 9ZM146 7V8H147ZM37 8H39V7H37ZM75 8V7H74ZM124 8H126V6L124 7ZM124 8H118V9H120L121 11H122V9H124ZM141 8V7H140ZM204 8H205V10H204ZM208 8V9H207ZM41 9V8H40ZM50 9V10H51ZM58 9H57V12H58ZM63 9V8H62ZM83 9V8H82ZM87 9V10H88ZM117 9V8H116ZM153 9V10H152ZM45 10V9H44ZM86 10V11H87ZM128 10V9H127ZM130 10V9H129ZM134 10V11H135ZM216 10V11H217ZM33 11V10H32ZM35 11V10H34ZM55 11V10H54ZM84 11V10H83ZM119 11V10H118ZM125 10H123L122 12H124ZM137 11H139V10H137ZM136 11V12H137ZM147 11V9L145 10V12ZM214 11V10H213ZM227 11V12H226ZM235 11H237V12H235ZM69 12V11H68ZM79 12V11H78ZM121 12V13H122ZM143 12V11H142ZM144 12V13H145ZM210 12V11H209ZM221 12V13H222ZM237 13L236 15H232L233 13ZM41 13H42V11H41ZM54 13V12H53ZM87 13H89V11L87 12ZM120 13V14H121ZM124 13H126V11L124 12ZM150 13H148V14H150ZM166 13H167V15H166ZM215 13V12H214ZM57 14H59V13H57ZM65 14V13H64ZM81 14V13H80ZM119 14V13H118ZM123 14V13H122ZM163 14V15H162ZM61 14H59V16H60ZM66 15V14H65ZM77 15H78V13H77ZM123 15H125V14H123ZM147 15V14H146ZM159 15V16H158ZM208 15H209V17H210V19H209V17H208ZM231 15V16H230ZM62 16V15H61ZM86 16V15H85ZM160 16H161V18H160ZM163 16V17H162ZM164 16H166V17H164ZM57 17V16H56ZM121 17V16H120ZM132 17V16H131ZM142 17V16H141ZM159 18V20H157L158 18ZM168 17H169V19H168ZM80 18V17H79ZM85 18V17H84ZM93 18V17H92ZM136 18V17H135ZM137 18H139V17H137ZM163 18L165 19H168V20H170L171 21V23L170 22H168V20H166L168 23H169V25H168V23L166 22V24L164 23L165 22V20H164V22H163ZM67 19V18H66ZM150 19V18H149ZM172 19V20H171ZM63 20V19H62ZM70 20V19H69ZM73 20H74V18H73ZM81 20V19H80ZM86 20V19H85ZM94 20V19H93ZM124 20V19H123ZM137 20V19H136ZM141 20V19H140ZM139 20V21H140ZM143 20V19H142ZM145 20V19H144ZM60 21V20H59ZM95 22L97 21V20H94ZM138 21V20H137ZM173 21V22H172ZM83 22H84V20H83ZM119 22V23H118ZM175 22L177 23V24H175ZM192 22V23H191ZM193 22H194V24H193ZM215 22V21H214ZM231 22V23H230ZM64 23V22H63ZM141 23V22H140ZM179 23V24H178ZM191 23V24H190ZM215 23V24H216ZM230 25V26H228V24ZM62 24V23H61ZM72 24H73V22H72ZM96 24V23H95ZM149 24H151V23H149ZM148 24V25H149ZM215 24L210 28H208V30H210V32H209V39L211 38V36H210V34H212V33H214V32H212L213 31V29L212 28H214L215 27ZM216 24V25H217ZM260 25L259 27H258V25ZM63 25V24H62ZM99 25H101V24H99ZM187 25V26H188ZM201 25V26H202ZM212 25V24H211ZM219 25H217L218 26V28L220 27ZM235 25V24H234ZM233 25V26H234ZM88 26V25H87ZM187 26H186V28H183V29H186V30H182V32L183 33H185V31H187L186 33H188V31L189 30H191V28H193V27H190V29H189V27L187 28ZM204 26H202V29H204L205 31L207 30V28L205 29V27ZM217 26H216V29L214 28V30H215V32H216V30H217ZM221 26V27H222ZM241 26H243V27H241ZM255 26L256 27H258L259 28V30L258 29H256L255 30ZM262 26H264V25H262ZM91 27V26H90ZM94 27V26H93ZM142 27V26H141ZM145 27H146V25H145ZM144 27V28H145ZM150 27V26H149ZM152 27H155V25L154 26H152ZM151 27V28H152ZM162 26H159V28H161ZM164 27V26H163ZM163 27H162V29H163ZM195 27V30H194V28L192 29L193 30V32L195 33V31H196V29H198L196 26H194ZM236 27H237V24H236ZM237 27V28H238ZM81 28V27H80ZM89 28V27H88ZM146 28H148V27H146ZM157 28H158V26H157ZM156 28V29H157ZM201 27L199 26V29H200ZM234 28V27H233ZM90 29V28H89ZM164 29H167V28H164ZM200 30L201 32H203V30ZM212 29V30H211ZM262 29V30H261ZM106 30V29H105ZM111 30V31H110ZM148 30V29H147ZM161 30V29H160ZM168 30H169V28H168ZM222 30V28H220V31ZM117 31H119V32H117ZM144 31V30H143ZM204 31V32H205ZM220 31L218 30V32H219V34H220ZM89 32V31H88ZM94 32V31H93ZM108 32V31H107ZM163 32V31H162ZM182 32H180V33H182ZM196 32H199V30L198 31H196ZM204 32L202 33V34H204ZM218 32H216V33H218ZM254 32V33H253ZM80 33V32H79ZM158 33V32H157ZM159 33H160V31H159ZM166 33H167V31H166ZM173 33V32H172ZM185 33V34H186ZM190 34H192V32H189ZM189 33H188V35H189ZM194 33H193V35H194ZM208 33V32H207ZM223 33V30H222V32H221V34ZM147 34V35H146ZM162 34V33H161ZM200 34V33H199ZM220 34V35H221ZM228 34H226L225 32L220 36V39H221V37L223 36V35H227L226 36V38L228 37ZM83 35V34H82ZM91 35V34H90ZM94 35V34H93ZM150 35H152V34H150ZM158 35V34H157ZM163 35V34H162ZM180 35V38H181V34H179ZM178 35V36H179ZM188 35H186V36H188ZM206 35H208V34H206ZM234 35V36H233ZM110 36V35H109ZM117 36V35H116ZM154 36V35H153ZM152 36V37H153ZM163 36H165V35H163ZM167 36V35H166ZM170 36V35H169ZM173 36H175V35H173ZM177 36V37H178ZM184 36V35H183ZM200 36V35H199ZM214 36H218V35H215L214 34ZM150 37V36H149ZM191 37V39H192V35L190 36ZM196 37H197V39L199 38L197 35H196ZM207 37V36H206ZM224 37V36H223ZM89 38V37H88ZM96 38V37H95ZM107 38H108V36H107ZM114 38V37H113ZM148 38V37H147ZM195 38V37H194ZM213 38V37H212ZM226 38H223V39H225L226 40ZM93 39V38H92ZM118 39V38H117ZM120 39V38H119ZM148 39H150V38H148ZM156 39V38H155ZM166 39V38H165ZM175 39H177L176 37H175ZM175 39L173 40V41H175ZM179 39V38H178ZM182 39V38H181ZM190 39V40H191ZM202 39V38H201ZM218 39H219V36H218ZM217 39V40H218ZM220 39H219V43L217 42V40L215 41V42H217L218 44H220ZM230 40V38H227V40ZM154 40V39H153ZM163 40V39H162ZM180 40V39H179ZM193 40V42H195V40L194 39H192ZM191 40V41H192ZM225 40H223V42L225 41ZM235 40V41H236ZM105 41V40H104ZM103 41V42H104ZM141 41H144V40H141ZM140 41V43H142ZM166 41V40H165ZM169 40H167V42H168ZM197 41V40H196ZM212 41V40H211ZM231 41V43H232V40H230ZM234 41V42H235ZM154 42V41H153ZM171 42V41H170ZM176 42V41H175ZM182 42V41H181ZM213 42H214V40L212 41V42H210V41H208V45H210V44H213ZM214 42V43H215ZM233 42V43H234ZM239 42H237V44L239 43ZM158 43V42H157ZM169 43V42H168ZM179 43H180V41H179ZM203 43V42H202ZM205 43H207L206 41H205ZM204 43V45L202 46V44H199V45H201L202 47H204L206 44ZM210 43V44H209ZM240 43H239V45H240ZM89 44V43H88ZM122 44V43H121ZM125 43H124V45H126ZM143 44H145L144 42H143ZM150 44H152V43H150ZM172 44V43H171ZM189 44V45H188ZM191 44H193V45H191ZM216 44V43H215ZM225 44H223L222 43V45L224 46ZM235 44L236 43H234V46H235ZM236 44V46H238ZM242 44V43H241ZM249 44V43H248ZM258 44V45H259ZM127 45V46H128ZM165 45V44H164ZM167 45V44H166ZM191 45V46H190ZM208 45H206V47H208ZM217 45V44H216ZM233 45V44H232ZM231 45V46H232ZM250 45L251 46H254V47H256V46H258V45H255V43H252V44H249V45H246V46H244V47H247V46H249L250 47ZM152 46V45H151ZM150 46V47H151ZM155 46V45H154ZM157 46V45H156ZM168 46H170V45H168ZM177 46V45H176ZM215 46V45H214ZM219 45H217L216 46V48L218 47ZM231 46H230V49L231 50H234V48L232 49L231 48ZM233 46V47H234ZM235 46V47H236ZM241 46H243V44L241 45ZM149 47V48H150ZM166 47V46H165ZM192 47V48H193ZM202 47L201 48H199V46H198V48H199V50L200 49H202ZM240 47V46H239ZM96 48V47H95ZM125 48V47H124ZM144 48V49H143ZM152 48V47H151ZM160 48V47H159ZM174 48V47H173ZM205 48V47H204ZM218 48H222V47H218ZM217 48V49H218ZM222 48V49H223ZM237 48V47H236ZM257 49H258V47H256ZM260 48V47H259ZM262 48H264V47H262ZM261 48V49H262ZM130 49H129V51H130ZM148 49V48H147ZM195 49H196V47H195ZM229 49V50H230ZM239 49H243L244 50V48L243 47H240ZM238 49V50H239ZM145 50V51H144ZM166 50V49H165ZM187 50V51H186ZM198 50V51H199ZM228 50V51H229ZM238 50H237V52H238ZM128 51V52H129ZM160 51H161V49H160ZM159 51V52H160ZM173 51V50H172ZM193 51H194V54H195V51L196 50H192V53H193ZM202 51H205V50H202ZM201 51V52H202ZM208 51V48H207V50H206V52ZM224 51V52H225ZM252 51V50H251ZM86 53L85 54H87V55H90V54H88L89 53V50L88 51H85ZM88 52V53H87ZM166 52V51H165ZM178 52V53H177ZM197 52V51H196ZM221 52L223 53V54H221ZM231 52V51H230ZM229 52V53H230ZM242 53L244 52V51H241ZM250 52V51H249ZM260 52V51H259ZM263 52H264V49H263ZM262 52V53H263ZM129 53V54H130ZM148 53V54H147ZM192 53H191V55H192ZM203 53H205V52H203ZM207 53H209V52H207ZM226 53H228V52H226ZM225 53V54H226ZM241 53V54H242ZM245 53V52H244ZM247 53V52H246ZM252 53V52H251ZM251 53H248L249 54V56L250 55H252ZM254 53V52H253ZM256 53H258V52H256ZM128 54V53H127ZM128 54V55H129ZM185 54V55H184ZM202 54V53H201ZM200 53H198V55L200 56L201 55ZM217 54V55H216ZM231 54H232V52H231ZM233 54H234V51H233ZM247 54V55H248ZM120 55V54H119ZM151 55V56H150ZM152 55L154 56V57H152ZM204 55V54H203ZM238 55V54H237ZM243 55V54H242ZM247 55H245V56H247ZM254 55V54H253ZM252 55V56H253ZM91 56V55H90ZM163 56V57H164ZM197 56V55H196ZM235 55H233V57H234ZM248 56V57H249ZM254 56H256V55H254ZM253 56V57H254ZM263 56V55H262ZM98 57V56H97ZM122 57V56H121ZM127 57V56H126ZM151 57L152 58H154L155 60L153 61V59H151ZM206 57V58H207ZM238 57V56H237ZM242 57V56H241ZM251 57V56H250ZM259 57H260V55H259ZM259 57H257L258 59H260ZM87 58H88V56H87ZM117 58V57H116ZM201 58H202V56H201ZM205 58V57H204ZM207 58V59H208ZM235 58V57H234ZM255 58V57H254ZM253 58V59H254ZM89 59H90V57H89ZM159 59V58H158ZM165 59V58H164ZM199 59V58H198ZM207 59H206V61H207ZM213 59V60H212ZM228 59H230V60H228ZM241 59V58H240ZM243 59V58H242ZM246 59V58H245ZM262 59V58H261ZM87 60V59H86ZM126 60V59H125ZM130 60V59H129ZM134 60V59H133ZM161 60V59H160ZM159 60V61H160ZM171 60V61H170ZM252 60V59H251ZM264 60V59H263ZM135 61V62H136ZM164 61H166V60H164ZM196 61H198V60H196ZM229 61H232L233 63H229ZM234 61H235V59H234ZM247 61V60H246ZM256 61V60H255ZM261 61V60H260ZM260 61H259V63H260ZM88 62V61H87ZM116 62V61H115ZM158 62V61H157ZM219 62V63H218ZM226 64H225V63ZM89 63V62H88ZM108 63V62H107ZM167 63H168V61H167ZM195 63V62H194ZM204 63H205V61H204ZM203 63V64H204ZM230 64V65H228V64ZM245 63V62H244ZM253 63V62H252ZM258 63V64H259ZM263 63V61H261V64ZM117 64V63H116ZM127 64V63H126ZM131 64V63H130ZM136 64V63H135ZM186 64V65H185ZM191 64V65H190ZM208 64V65H207ZM224 64H225V66H224ZM238 64L241 66H238ZM248 64H249V62H248ZM248 64H247V66H248ZM90 65V64H89ZM106 65V64H105ZM109 65V64H108ZM107 65V66H108ZM172 65V64H171ZM207 65V66H206ZM211 65V64H210ZM228 65V66H227ZM232 65L234 66V68L232 69ZM91 66H92V64H91ZM130 66V65H129ZM186 66V67H185ZM196 66V65H195ZM197 66H198V64H197ZM235 66H238V67H235ZM242 66L244 67V68H242ZM256 66V65H255ZM223 67V68H222ZM227 67H231V69H228ZM239 67H240V69H239ZM254 67V66H253ZM260 67V66H259ZM125 68H127V67H125ZM197 68V67H196ZM200 68H201V66H200ZM204 68V67H203ZM227 70H226V69ZM258 68V67H257ZM256 68V69H257ZM131 69V68H130ZM138 69V68H137ZM160 69V70H161ZM206 69V68H205ZM249 69V68H248ZM118 70V69H117ZM140 70V69H139ZM159 70V69H158ZM157 70V71H158ZM194 70V69H193ZM230 70H231V75L229 74V73H227V72H225L224 73V71H229L230 72ZM154 71H156V70H154ZM218 71V72H217ZM1 72V71H0ZM102 72H104V71H102ZM110 72V71H109ZM124 72V71H123ZM126 72V71H125ZM131 72V71H130ZM143 72L142 73H140V74H142L143 76H145L144 74H143ZM144 72V73H145ZM150 72V73H151ZM160 72V71H159ZM167 72V73H166ZM168 72H170V73H168ZM246 72V71H245ZM251 72V71H250ZM111 73V72H110ZM110 73H99L98 74V78H99V81H101V83H103L104 84V86L106 87V88H108V89H110V90H114V88L116 87V86H118V83H119V81H118V79H117V77H116V74L115 75H113V72L110 74ZM132 73V72H131ZM157 73V72H156ZM259 73H260V71H259ZM103 74H108L109 76H110V78L114 81V85H112L111 87H109V86H107L105 83H104V81H102L100 78H101V76L103 75ZM120 74V73H119ZM127 74V73H126ZM130 74V73H129ZM129 74L127 75L128 77H129ZM136 74V73H135ZM198 74V73H197ZM197 74H195V76L197 75ZM218 74V75H217ZM123 75V74H122ZM148 75V74H147ZM160 75V74H159ZM162 75V74H161ZM201 75V76H202ZM214 75H215V77H214ZM217 75V76H216ZM241 75V76H240ZM251 75V74H250ZM1 76V75H0ZM131 76V75H130ZM136 76V75H135ZM165 76V77H166ZM246 76V75H245ZM255 76H257L256 74H255ZM3 77V76H2ZM148 77V76H147ZM164 77V78H165ZM198 77H199V79H198ZM212 77H214V78H212ZM242 77V78H241ZM258 77V76H257ZM162 78V77H161ZM264 78V77H263ZM121 79H122V77H121ZM166 79V78H165ZM195 79H198V80H200V81H205L207 84H202V82H201V84H199V85H201L202 87H204L205 85V90H207L206 92H205V94H207V96L208 97H205V95H204V93H203V96H204V99H203V101H206V103H208V106L211 108H209L208 106H206V103L204 102V104H202V102H201V100L200 101H198V99H200V97L198 98V95H200L202 92H199L200 94H198V93H196V87H198V84H196L195 85V82H196V80ZM205 79V80H204ZM207 79V80H206ZM9 80V79H8ZM13 80V79H12ZM161 80V79H160ZM256 80V79H255ZM129 81V80H128ZM142 81V80H141ZM211 81V82H212ZM242 82V84H241V82ZM17 82V81H16ZM137 82H139V81H137ZM147 82V81H146ZM159 82V81H158ZM210 82V83H211ZM252 82V81H251ZM258 82H260L261 83V80H259ZM122 83V82H121ZM124 83V82H123ZM130 83V82H129ZM141 83V82H140ZM139 83V84H140ZM152 83H153V81H152ZM166 83V82H165ZM167 83H168V81H167ZM166 83V84H167ZM196 83H199V81H197ZM216 83V82H215ZM16 84V83H15ZM14 84V85H15ZM124 84H126V83H124ZM137 84V83H136ZM248 84V83H247ZM257 84V83H256ZM123 85V84H122ZM168 85V84H167ZM207 85L209 86V87H207ZM11 86H13V85H11ZM17 86V85H16ZM142 86V85H141ZM148 86V85H147ZM147 86H145L146 88H147ZM153 86V85H152ZM240 86V87H239ZM247 86H249V84L247 85ZM258 86V85H257ZM119 87H120V85H119ZM119 87H116L117 88V90H118V88ZM149 87H150V85H149ZM200 87V86H199ZM202 87L201 88H198L199 90L201 89L202 90ZM221 87V86H220ZM233 87H234V89H233ZM244 87V86H243ZM242 87V88H243ZM260 86H258V89L257 88H252V86L250 85L249 87H248V89L249 88H252L253 90L252 91H250V90H248V92H250L249 94H248V92H245V91H243V92H245V93H247L248 95H250L251 94V92H252V99H253V97H256V95H257V101H259V99L258 98H263L264 96H262V92H263V90L261 89V88H259ZM17 89L19 88V87H16ZM151 88V87H150ZM208 88V89H207ZM215 88H213V90H216ZM227 88V89H226ZM230 88V89H229ZM237 90H236V89ZM127 89V88H126ZM137 89V88H136ZM204 89V88H203ZM256 91H255V90ZM139 90H141V89H139ZM144 90V89H143ZM146 90V89H145ZM200 90V91H201ZM210 90V91H209ZM239 90V91H238ZM247 90V89H246ZM116 91V90H115ZM119 91V90H118ZM137 91V90H136ZM13 92H14V89H13ZM127 92H128V90H127ZM140 92V91H139ZM144 92V91H143ZM197 92H198V90H197ZM242 92V93H243ZM4 93V92H3ZM145 93H146V91H145ZM173 93V92H172ZM173 93V94H174ZM213 95H212V94ZM221 93V95H219L218 96V94H220ZM245 93H244V96H245ZM1 94V93H0ZM20 94V93H19ZM169 94H170V92H169ZM240 94V93H239ZM246 94V95H247ZM148 95V94H147ZM202 95V94H201ZM240 95H242V94H240ZM247 95V96H248ZM14 96V95H13ZM16 96H17V94H16ZM130 96V95H129ZM145 96V95H144ZM202 96V97H203ZM7 97V96H6ZM21 97V101H22V105H23V109L25 110V113L27 114L26 116H28L29 117V119H31V120H29V122L31 121L34 125H36V126H38L39 128L40 127H44V130H43V128H40L42 131H43V133H44V131L46 130V126H44V125H47V126H49V127H51V128H53V130H50L49 132H50V134H53L55 137H56V139H57V137H58V139L59 138H61V139H64L66 142H68L69 143V147H72V146H78V148H79V150H80V154H81V156L82 157H84V156H86V158L87 157H92L93 159H94V161H93V159L92 158H90L91 160H89V163H91L92 164V166H94L93 164H97V165H99L98 163V161L100 160V162H102L101 160L103 159V157H106V160H104V161H108L109 162V160L107 159L108 158V156H106L107 154H109V153H107V150H104V148H102V147H98L97 146V144L94 142V141H92L91 139H89L86 135H84L82 132H80L79 130L80 129H78V130H76L75 129V127H74V129L72 128V127H69V126H67L66 124H61V122H59V123H55V122H53L51 119H49L48 118V116H46L45 115V113L43 112V110H42V108H41V106H40V104H38V103H35V102H31V100H30V98H29V100L28 99H25L24 97H23V95L22 96H20ZM23 97V98H22ZM131 97H133V95L131 96ZM134 97H136V95L134 96ZM201 97V98H202ZM214 97L216 98L215 100H214ZM218 97V98H217ZM246 97V96H245ZM244 97V98H245ZM2 98V97H1ZM0 98V103H1V99ZM9 98V97H8ZM17 98H18V96H17ZM141 98V97H140ZM139 98V99H140ZM153 98V97H152ZM243 98V97H242ZM19 99V98H18ZM151 99V98H150ZM168 99V98H167ZM171 99V98H170ZM169 99V100H170ZM179 99H178V101H179ZM246 99V98H245ZM4 100V99H3ZM2 100V101H3ZM154 100V99H153ZM217 100H219V101H217ZM236 100V99H235ZM234 100V101H235ZM11 101V100H10ZM237 101V100H236ZM241 101H243V99L241 100ZM245 101V100H244ZM244 101L242 102V103H244ZM253 101H255V100H253ZM260 101H261V99H260ZM263 101V100H262ZM261 101V102H262ZM139 102V101H138ZM164 102V101H163ZM182 102H183V100H182ZM182 102H180V103H182ZM198 102H201V104L202 105H205L206 106V108H205V106H204V108L205 109H207V107H208V109L207 110H205L204 111V108H200V103H198ZM246 102V101H245ZM247 102H248V100H247ZM250 102H251V99H250ZM11 103V102H10ZM140 103H143V102H140ZM150 103V102H149ZM177 103V102H176ZM179 103V104H180ZM185 103V102H184ZM184 103H182V104H184ZM234 103H236V104H234ZM232 102V104H234V105H237V102ZM260 103V102H259ZM263 103V102H262ZM3 104V103H2ZM1 104V105H2ZM5 104V103H4ZM199 104V105H198ZM261 104V103H260ZM0 105V106H1ZM145 105V104H144ZM169 105V104H168ZM185 106H187L186 105V103L184 104ZM187 106V108L188 107H190V106ZM211 105V106H210ZM226 105V106H225ZM234 105H232V106H234ZM245 105V104H244ZM243 105V106H244ZM263 105V109H264V104H262ZM3 106V105H2ZM1 106V107H2ZM198 106H199V108H198ZM260 106V105H259ZM5 107V106H4ZM176 107V106H175ZM214 107V108H213ZM235 107V106H234ZM256 107V106H255ZM261 107V106H260ZM22 108V107H21ZM232 108V107H231ZM235 108H238V109H240L241 110V107L239 108V107H235ZM234 108V109H235ZM262 108H260L259 110H261ZM3 109V108H2ZM185 109H186V107H185ZM216 109V108H215ZM228 109V108H227ZM233 109V108H232ZM234 109L233 110H225V111H222L221 113H220V115L218 116V117H215V116H217L218 114H215V115H213V117L214 118H210V117H212L211 115H210V117H209V115H208V117L207 118H209V119H211V120H213L214 119V121L213 122H215V124L216 123H218L219 124V129H218V127L216 126V125H218V124H214V123H212V124H214L215 125V127H214V125H213V127L214 128H212L213 130H216L215 131V137H214V139H215V141H216V143H218V146H219V148H220V150L223 152V153H225V155H226V158L230 161V162H232V161H234V160H239V158H242V159H244L243 157L244 156H242L241 154H239V153H237L238 151V149L240 150V151H242L241 149H243L242 148V146H245L243 143H250L252 146H254V149L256 148L257 150H259V149H261L262 151L264 150V110L262 109L261 110V112H259L258 111V109H256V108H252V109H255L254 111L252 110H250V108H249V110H247L246 108H242L244 111H242L241 110V112L238 110V111H234ZM0 110H1V108H0ZM23 110V111H24ZM165 110V109H164ZM208 110V111H209ZM216 110H218V112L219 111H221V110H219V109H216ZM216 110H214V111H216ZM11 111V110H10ZM21 111H22V109H21ZM193 111H194V109H193ZM256 111H258V112H256ZM7 112H8V110H7ZM163 112V111H162ZM200 112L198 113L200 116H201V118H200V121H201V119H203L204 118V116H202L201 114H200ZM217 112V111H216ZM10 113V112H9ZM20 113V112H19ZM1 114V113H0ZM11 114V113H10ZM179 114V113H178ZM185 114V113H184ZM2 115V114H1ZM3 116H6L5 114H4V112H3ZM3 116H0V117H2L3 118ZM13 116V115H12ZM23 116H24V114H23ZM188 116V115H187ZM6 117H8V116H6ZM6 117H4V119H8L9 117H11V115H9V117L8 118H6ZM52 117V116H51ZM183 117V116H182ZM190 117V116H189ZM14 118V117H13ZM24 118V117H23ZM26 118V117H25ZM24 118V120L23 121H25L26 119ZM193 118H194V116H193ZM10 119V118H9ZM189 119V118H188ZM15 120V119H14ZM205 120H208V119H204L203 121H204V123H207V121L205 122ZM211 120H209V121H211ZM6 121V120H5ZM8 121V120H7ZM11 121V120H10ZM52 121V122H51ZM56 121H58V120H56ZM202 121V122H203ZM208 121V122H209ZM2 122H3V120H0V125H2ZM12 122H13V120H12ZM11 122V123H12ZM30 122V123H31ZM180 122V121H179ZM16 123V122H15ZM21 123H22V121H21ZM31 123V124H32ZM36 123V124H35ZM39 123H42V125L41 126H39L40 124ZM183 123H184V121H182V125H183ZM190 123V122H189ZM201 123V122H200ZM199 123V124H200ZM4 124V123H3ZM7 124H8V122H7ZM10 124V123H9ZM24 124V123H23ZM26 124H27V122H26ZM25 124V125H26ZM188 124V123H187ZM186 124V125H187ZM191 124V123H190ZM190 124H188V125H190ZM4 125H6V124H4ZM14 125V124H13ZM33 125V126H34ZM201 125V124H200ZM8 126V125H7ZM29 126V125H28ZM184 126V125H183ZM212 126V125H211ZM210 126V127H211ZM1 127V126H0ZM10 127H11V124H10ZM18 127V126H17ZM26 127H27V125H26ZM38 127H36V128H38ZM188 127V126H187ZM190 127V126H189ZM188 127V128H189ZM206 127V126H205ZM5 128V126H2V128L0 129V130H2V132L5 130V132H9V130H11L9 127H8V131H6V129H7V127H6V129H4ZM23 128H25V127H22V129ZM27 128H29V127H27ZM30 128H31V125H30ZM33 128V127H32ZM201 128V127H200ZM13 129V128H12ZM21 129V130H22ZM34 129V128H33ZM47 129H48V127H47ZM179 129V128H178ZM194 129V128H193ZM16 130V129H15ZM14 129H13V131H15ZM41 130H38V131H41ZM49 130V129H48ZM48 130H46V131H48ZM209 130L211 131V129L209 128ZM17 131V130H16ZM15 131V134L17 133ZM23 131V130H22ZM200 131V130H199ZM209 131V132H210ZM19 132V134H20V132L21 131H18ZM37 132V131H36ZM36 132H33L34 134L36 133ZM214 132V131H213ZM4 133V132H3ZM2 133V134H3ZM9 133H12L11 131L9 132ZM199 133V132H198ZM211 133H212V131H211ZM12 134V135H14V136H17L18 134ZM39 133L37 132V135H38ZM41 134H42V132H41ZM49 134V133H48ZM195 134H197V133H195ZM213 135H214V133H212ZM21 135V134H20ZM28 135V134H27ZM192 135H193V133H192ZM209 135V134H208ZM7 136V135H6ZM11 136V135H10ZM33 136V135H32ZM42 136V135H41ZM189 136V135H188ZM199 137V136H198ZM206 137V136H205ZM205 137H204V139H205ZM4 138V137H3ZM15 138H17V137H15ZM28 138V137H27ZM44 138H45V136H44ZM46 138H47V136H46ZM195 138V137H194ZM193 138V139H194ZM10 139H11V137H10ZM20 139H21V137H20ZM20 139H18V141L20 140ZM42 139V138H41ZM48 139H49V137H48ZM47 139V140H48ZM57 139V140H58ZM61 139H59L58 141L59 142H61L60 143V147L61 148H63L62 146H66V145H68V144H66L65 143V141H63L64 143H62V141H61ZM1 140V139H0ZM45 140V139H44ZM43 140V141H44ZM50 140V139H49ZM8 141V140H7ZM10 141V140H9ZM12 141V140H11ZM17 141V140H16ZM33 141V140H32ZM42 141V140H41ZM57 141V142H58ZM196 141V140H195ZM198 141H200V140H198ZM14 142V141H13ZM21 142H22V140H21ZM45 142V141H44ZM58 142V143H59ZM94 142V143H93ZM3 143V142H2ZM6 143V142H5ZM19 143V142H18ZM17 143V144H18ZM29 143H30V141H29ZM40 143V142H39ZM57 143V144H58ZM196 143H197V141H196ZM1 144V143H0ZM31 144V143H30ZM30 144H29V147H30V149H31V146H30ZM37 144V143H36ZM42 144V143H41ZM54 144H56V143H54ZM214 144V143H213ZM5 145V144H4ZM25 145V144H24ZM35 145V144H34ZM53 145V144H52ZM248 145V144H247ZM1 146H3V145H1ZM12 146V145H11ZM15 146V145H14ZM47 146V145H46ZM208 146H209V144H208ZM9 147V146H8ZM7 147V151L9 152L10 150H9V148ZM22 147V146H21ZM28 147V148H29ZM32 147H33V145H32ZM198 147V146H197ZM4 148H5V146H4ZM11 148V147H10ZM26 148V147H25ZM37 148V147H36ZM54 148V147H53ZM99 148H102V150L100 149L99 150ZM253 148V147H252ZM3 149V148H2ZM6 149V148H5ZM5 149H3L2 151H0V152H2L3 153V155L2 156H4L5 154H4V152L6 153V151H4ZM39 148H37V150H38ZM51 149V148H50ZM49 149V150H50ZM69 149H71V148H69ZM216 149V148H215ZM13 150V149H12ZM39 150H41V148L39 149ZM57 150H58V148H57ZM56 150V151H57ZM61 150H63V149H61ZM104 150V151H103ZM206 150V149H205ZM244 150V149H243ZM260 150V151H261ZM19 151H21L20 149H19ZM36 151V150H35ZM42 151V150H41ZM40 151V152H41ZM54 151V150H53ZM55 151V152H56ZM68 151V150H67ZM70 151V150H69ZM75 151V150H74ZM78 151V150H77ZM105 153H107L106 155L105 154H103V152ZM196 151V150H195ZM245 151V150H244ZM243 151V152H244ZM261 151V152H262ZM14 152H16V151H14ZM28 152H30V151H27V153ZM55 152H54V154H55ZM73 152V151H72ZM254 152V151H253ZM18 153V152H17ZM60 153V152H59ZM63 153H64V151H63ZM62 153V154H63ZM67 153V152H66ZM68 153H71V151L70 152H68ZM193 153H194V150H193ZM219 153V152H218ZM242 153V152H241ZM263 153V152H262ZM22 154V153H21ZM31 154V153H30ZM42 154H43V152H42ZM42 154H40V155H42ZM56 154H57V152H56ZM55 154V155H56ZM196 154V153H195ZM203 154V153H202ZM221 154V153H220ZM244 154V153H243ZM246 154V153H245ZM7 155V154H6ZM11 155L12 156H15V158H16V160L18 159H20V157L21 156H17V157H19V158H17L16 157V155H14L12 152H11ZM10 155V156H11ZM19 155V154H18ZM28 155V154H27ZM55 155H52V156H55ZM65 155H67V154H65ZM71 155V154H70ZM200 155H201V153H200ZM208 155V154H207ZM259 155V154H258ZM264 155V154H263ZM8 156V155H7ZM11 156V157H12ZM57 156V155H56ZM59 156H60V154H59ZM68 156H69V154H68ZM77 156V155H76ZM206 156V155H205ZM204 156V157H205ZM209 156H210V154H209ZM240 156H242V157H240ZM5 157V156H4ZM41 157L42 156H40V158L39 159H41ZM45 157V156H44ZM46 157H47V155H46ZM49 157V156H48ZM78 157V156H77ZM80 157V156H79ZM79 157H78V159H79ZM115 157V156H114ZM261 157V156H260ZM3 158V157H2ZM7 158H9V156L8 157H6V159ZM14 158V157H13ZM15 158H14V160H13V162H15ZM23 158V157H22ZM26 158V157H25ZM85 157H84V159H86ZM109 158H113L112 157V155H110L109 156ZM206 158V157H205ZM224 158V157H223ZM34 159V158H33ZM54 159V158H53ZM73 159V158H72ZM89 159V158H88ZM96 159V160H95ZM200 159H201V157H200ZM204 159V158H203ZM249 159H251V158H249ZM1 160V159H0ZM4 160V159H3ZM22 160V159H21ZM20 160V161H21ZM24 160V159H23ZM22 160V161H23ZM38 160V159H37ZM50 160V159H49ZM81 160H82V158H81ZM122 160V159H121ZM217 160V159H216ZM12 161V160H11ZM25 161V160H24ZM23 161V163L25 164L24 165V168L25 167H30L32 164H33V162L31 161V160H29L30 162H32V164L31 163H29V161H28V163H26V162H24ZM65 161V160H64ZM88 160H86V162H87ZM97 161V162H96ZM112 161H114L113 159H112ZM112 161H110V162H112ZM115 161H116V159H115ZM125 160H123V162H124ZM208 161H209V159H208ZM207 161V162H208ZM241 160H239L238 162H240ZM35 163H36V161H34ZM66 162V161H65ZM68 162V161H67ZM71 162V161H70ZM82 162H84V161H82ZM86 162H84L85 164H82V169H86L85 170V172L88 170V169H90L89 167H90V165L88 164V163H86ZM92 162H96V163H92ZM117 162V161H116ZM121 162V161H120ZM213 162V161H212ZM241 162H245V161H241ZM247 162H249V161H247ZM247 162H245V163H247ZM252 162V161H251ZM256 162H258V161H255V163ZM5 163V162H4ZM9 163H11L10 162V160H9ZM22 163V162H21ZM22 163V164H23ZM51 163H52V161H51ZM54 163V162H53ZM118 163V162H117ZM219 163V162H218ZM229 163V162H228ZM2 164H3V161H2ZM1 164V165H2ZM15 164V163H14ZM13 164V165H14ZM17 164H18V162H17ZM22 164H21V167H22ZM37 164V163H36ZM61 164H63V163H61ZM71 164H72V162H71ZM75 164V163H74ZM89 165V167L88 166H86V165ZM103 164V163H102ZM113 165H116V163L114 164V162L112 163ZM111 164V165H112ZM204 164V163H203ZM211 164V163H210ZM222 164V163H221ZM226 164V163H225ZM249 164H250V162H249ZM253 164V163H252ZM251 164V165H252ZM4 165V164H3ZM3 165L1 166V167H3ZM11 165V164H10ZM16 165V164H15ZM29 165V166H28ZM34 165V164H33ZM55 165H57V163L55 164ZM54 165V167H56ZM64 165H65V163H64ZM69 165H70V163H69ZM79 165V164H78ZM77 165V166H78ZM96 165V166H97ZM209 165V164H208ZM219 165H220V163H219ZM236 165V164H235ZM259 165V164H258ZM8 166V165H7ZM18 166V165H17ZM35 166H37V165H35ZM35 166H33L34 167V169H36L37 170V168H35ZM67 166V165H66ZM72 166V165H71ZM84 166H86L87 168H85ZM91 166V167H92ZM103 166V165H102ZM105 166H107V165H105ZM123 166V165H122ZM206 166V165H205ZM222 166V165H221ZM220 166V167H221ZM226 166V165H225ZM234 166V165H233ZM13 167V166H12ZM38 167V166H37ZM53 167V168H54ZM62 167H64V166H62ZM74 167V166H73ZM95 167V166H94ZM94 167H93V169H94ZM214 167V166H213ZM212 167V168H213ZM219 167V166H218ZM228 167V166H227ZM243 167V166H242ZM260 167V166H259ZM7 168V167H6ZM11 168V167H10ZM9 168V169H10ZM14 168V167H13ZM17 168V167H16ZM20 168V167H19ZM30 168H32V167H30ZM29 168V169H30ZM61 168V167H60ZM67 168V167H66ZM79 168V167H78ZM109 168V167H108ZM120 168V167H119ZM208 168V167H207ZM229 168V167H228ZM234 168V167H233ZM237 168V167H236ZM5 169V168H4ZM29 169H27L26 168V170H28V172H29ZM68 169V168H67ZM77 169V168H76ZM75 169V170H76ZM217 169V168H216ZM219 169V168H218ZM221 169H222V167H221ZM15 170V169H14ZM23 170V169H22ZM39 170V169H38ZM37 170V171H38ZM57 170V169H56ZM56 170H55V172H56ZM62 170V169H61ZM60 170V171H61ZM66 170V169H65ZM80 170V169H79ZM90 170H92V168L90 169ZM90 170L88 171V172H90ZM121 170V169H120ZM211 170V169H210ZM215 170V169H214ZM228 170V169H227ZM233 170V169H232ZM7 171V170H6ZM18 171H20V170H18ZM31 171V170H30ZM41 171V170H40ZM39 171V172H40ZM53 171V170H52ZM70 171V170H69ZM84 171V170H83ZM82 171V172H83ZM96 170H92L90 173H89V175H92V176H94L93 178L92 177H89L88 175L87 176H82L81 174L80 175H77V174H75V175H73V176H76V178L78 177H80V176H82V177H85V178H82V177H80L79 179H81L82 178V180H83V182H85L84 184H85V186H84V189H85V187L88 189L89 187H87V185L86 184H91V182L92 183H94L93 182V180H94V178L96 179V177L97 178H99V180H103V178L102 179H100V177L101 176H99L98 177V174L95 172ZM224 171V170H223ZM16 172H17V170H16ZM21 172V171H20ZM23 172V171H22ZM34 172H35V170H34ZM54 172V171H53ZM84 172V173H85ZM88 172H86V173H88ZM101 172V171H100ZM210 172V171H209ZM226 172H228V171H226ZM5 173H7V172H5ZM15 173V172H14ZM25 173V172H24ZM38 173V172H37ZM43 172H41V174H42ZM46 173V172H45ZM72 173V172H71ZM77 173V172H76ZM103 173V172H102ZM109 173V172H108ZM250 173V172H249ZM254 173V172H253ZM261 173V172H260ZM9 173H7V175H8ZM11 174H12V172H11ZM10 174V175H11ZM21 174V173H20ZM25 174H27V173H25ZM33 174V173H32ZM35 174V173H34ZM40 174V173H39ZM66 174H68V173H66ZM215 174V173H214ZM230 174V173H229ZM238 175H240V173H237ZM263 174V173H262ZM2 175H4V174H2ZM17 175V174H16ZM19 175V174H18ZM22 175V174H21ZM31 175V174H30ZM37 175V174H36ZM44 175V174H43ZM42 175V176H43ZM47 175V174H46ZM63 175H65L64 173H63ZM109 175V174H108ZM216 175V174H215ZM227 175V174H226ZM233 175V174H232ZM232 175H230L231 177H232ZM255 175V174H254ZM5 176V175H4ZM9 176V175H8ZM8 176H6L7 178H8ZM27 176H28V174H27ZM34 176V175H33ZM60 176V175H59ZM68 176H71V175H68ZM249 176V175H248ZM14 176L12 175V178H13ZM21 177V176H20ZM25 177V176H24ZM30 177V176H29ZM35 177V176H34ZM39 177V176H38ZM41 177V176H40ZM44 177V176H43ZM42 177V178H43ZM50 177V176H49ZM56 177H57V175H56ZM65 177V176H64ZM87 177V178H86ZM89 177V178H88ZM218 177V176H217ZM228 177V176H227ZM234 177V176H233ZM232 177V178H233ZM237 177V176H236ZM236 177H234L235 178V180H236ZM256 177H258V176H256ZM263 177V176H262ZM27 178V177H26ZM45 178V177H44ZM54 178V177H53ZM62 178V177H61ZM71 178V177H70ZM69 178V179H70ZM75 178V177H74ZM72 179L73 181L74 180H78V178L77 179ZM240 178V177H239ZM242 178V177H241ZM5 179V178H4ZM16 179V178H15ZM47 179V178H46ZM64 179V178H63ZM66 179V178H65ZM68 179V178H67ZM87 179V180H86ZM88 179L90 180V179H93V180H90V183L89 182H87L88 181ZM107 179V178H106ZM231 179V178H230ZM252 179V178H251ZM256 179V178H255ZM254 179V180H255ZM258 179H261L260 177L258 178ZM10 180V179H9ZM17 180V179H16ZM16 180H14L15 182H17ZM23 180V179H22ZM26 180V179H25ZM40 180V179H39ZM61 180V179H60ZM71 180V179H70ZM98 180V181H99ZM109 180V179H108ZM112 180V179H111ZM234 180V179H233ZM20 181V180H19ZM24 181V180H23ZM27 181V180H26ZM38 181V180H37ZM51 181V180H50ZM62 181V180H61ZM79 181V180H78ZM96 181V180H95ZM121 181V180H120ZM230 181V180H229ZM247 181V180H246ZM3 182V181H2ZM13 182V181H12ZM11 182V183H12ZM33 182H34V180H33ZM32 182V183H33ZM42 182V181H41ZM40 182V183H41ZM47 182H48V180H47ZM53 182V181H52ZM70 182V181H69ZM81 182V183H80ZM83 182L82 181H79V185H81V184H83ZM87 182V183H86ZM100 182H102V181H100ZM242 182V181H241ZM251 182V181H250ZM254 182V181H253ZM261 182H262V180H261ZM264 182V181H263ZM14 183V182H13ZM26 183V182H25ZM27 183H29V182H27ZM31 183V184H32ZM51 182H49L48 184H50ZM62 183H63V181H62ZM67 183H68V180H67ZM75 183H78V182H75ZM96 183V182H95ZM106 183H107V181H106ZM105 183V184H106ZM112 183V182H111ZM116 183V182H115ZM236 183H240V181H239V179H237V182ZM256 183V182H255ZM259 183V182H258ZM5 184V183H4ZM16 183H14V185H15ZM23 184V183H22ZM42 184H43V182H42ZM44 184H46V182L44 183ZM55 184V183H54ZM232 184H233V182H232ZM235 184V183H234ZM233 184V185H234ZM247 184V183H246ZM262 184V183H261ZM3 185V184H2ZM7 185V184H6ZM18 185H19V183H18ZM17 185V186H18ZM25 185V184H24ZM29 186H30V184H28ZM33 185V184H32ZM60 185H61V183H60ZM69 185H71V184H69ZM79 185H77V186H79ZM241 185H243V182H242V184ZM240 185V186H241ZM250 185V184H249ZM258 185V184H257ZM256 185V186H257ZM260 185V184H259ZM10 186V185H9ZM25 186H27V185H25ZM36 186V185H35ZM34 186V187H35ZM39 185H37V187H38ZM44 186H46V185H44ZM49 186H51L52 187V183L49 185ZM59 186V185H58ZM82 186V185H81ZM92 186H94L93 184H92ZM112 186H113V184H112ZM245 186V185H244ZM19 187H22L23 188V186H19ZM32 187V186H31ZM34 187H32V188H34ZM50 187V188H51ZM53 187H55L54 185H53ZM56 187H57V185H56ZM72 187V186H71ZM70 186L68 187H57V193L56 194H58V197H59V195L60 196H62L63 194H66L67 196L69 195V194H71V195H74V193H76V192H74L75 191V189L74 188H71ZM83 187V186H82ZM90 187H91V185H90ZM95 187H97V186H95ZM107 187V186H106ZM105 187V189H108V188H106ZM115 187V186H114ZM113 187V188H114ZM236 187V186H235ZM237 187H238V185H237ZM243 187V186H242ZM3 188V187H2ZM12 188H13V186H12ZM11 188V189H12ZM21 188V189H22ZM39 188V187H38ZM41 188H43L42 187V185H41ZM48 188V187H47ZM49 188V189H50ZM60 188V192L58 191V189ZM62 188V189H61ZM77 188V187H76ZM98 188V187H97ZM110 188H112V187H110ZM240 188V187H239ZM1 189V188H0ZM4 189H5V187H4ZM4 189H2V191H4V193L6 194L7 192H5V190ZM14 189V188H13ZM20 189V188H19ZM24 189V188H23ZM22 189V190H23ZM27 189H28V187H27ZM48 189V190H49ZM53 189H55V188H53ZM79 189H80V187H79ZM87 189H86V191H87ZM118 189V188H117ZM253 189V188H252ZM15 190V189H14ZM22 190H19V191H22ZM26 189H24V191H25ZM31 190V189H30ZM39 190V189H38ZM42 190V189H41ZM41 190H40V193H42L41 192ZM91 190V189H90ZM109 191L110 190H112V189H108ZM119 190V189H118ZM237 190V189H236ZM246 190V189H245ZM249 190V189H248ZM247 190V191H248ZM264 190V189H263ZM9 191H10V189H9ZM28 192H29V190H27ZM35 191H37V190H35ZM43 191V190H42ZM74 193H73V192ZM79 191V190H78ZM86 191H85V194H86ZM89 191V190H88ZM87 191V192H88ZM233 191V190H232ZM250 191H253V190H250ZM250 191L248 192V193H250ZM256 191V190H255ZM17 192H18V190H17ZM23 192V191H22ZM43 192H45V191H43ZM50 192V191H49ZM51 192H53L54 193V191H51ZM51 192H50V194H51ZM73 194H72V193ZM80 192V191H79ZM78 192V193H79ZM83 192V191H82ZM93 192V191H92ZM97 192V191H96ZM95 192V193H96ZM108 192V191H107ZM114 192V191H113ZM121 192V191H120ZM227 192V191H226ZM228 192H229V190H228ZM243 192H245V191H243ZM259 192V191H258ZM262 192L263 191H261V194H262ZM3 192H1V194H2ZM15 193V192H14ZM27 192H25V194H26ZM69 193V194H68ZM90 193V192H89ZM110 193H112V191L110 192ZM116 193V192H115ZM253 193V192H252ZM0 194V195H1ZM16 194V193H15ZM20 194H21V192H20ZM34 194H35V192H34ZM45 194V193H44ZM49 194V195H50ZM56 194H55V196H56ZM77 194V193H76ZM76 194H75V196H76ZM109 194V193H108ZM228 194V193H227ZM264 194V193H263ZM7 195V194H6ZM13 195V194H12ZM31 195H32V193H31ZM40 195V194H39ZM87 195V194H86ZM85 195V196H86ZM95 195V194H94ZM98 195H99V193H98ZM105 195V194H104ZM116 195H118V194H116ZM230 195V194H229ZM14 196V195H13ZM16 196H18V195H16ZM24 196H26V195H24ZM40 196H42V194L40 195ZM65 196V195H64ZM77 196H78V194H77ZM75 197V198H78V197ZM90 196V195H89ZM103 196V195H102ZM108 196V195H107ZM106 196V197H107ZM110 196V195H109ZM249 196V195H248ZM255 196H256V193H255ZM258 196H261V195H258ZM20 197V196H19ZM32 197V196H31ZM31 197H29V198H31ZM48 197V196H47ZM50 197H52V195L50 196ZM66 197V196H65ZM65 197H63V201L66 199ZM71 197V196H70ZM67 198L66 200L68 201L69 199H71V198ZM83 197V196H82ZM113 197V196H112ZM116 197V196H115ZM241 197V196H240ZM264 197V196H263ZM1 198H3L4 199V197H3V195H2V197ZM11 198V197H10ZM33 198V197H32ZM34 198H35V195H34ZM37 198H39V197H37ZM65 198V199H64ZM84 198V197H83ZM90 199L89 200H91L92 199V197L90 196L89 197ZM100 198V197H99ZM103 198V197H102ZM251 198V197H250ZM254 198V197H253ZM22 199V198H21ZM46 199V198H45ZM51 199V198H50ZM50 199H48V200H50ZM52 199H55L56 200V198L54 197H52ZM73 199V198H72ZM79 199V198H78ZM78 199H76L77 201H78ZM81 199V198H80ZM104 199V198H103ZM108 199H110L111 200V198H108ZM258 199V198H257ZM2 200V199H1ZM7 200H9L8 198H7ZM13 200V199H12ZM33 200V199H32ZM32 200H31V202H32ZM74 200V199H73ZM85 200V199H84ZM96 200V198L95 199H92V202H90V203H96V202H93V201H95ZM104 200H106V199H104ZM254 200V199H253ZM261 200H263V199H261ZM22 201V200H21ZM26 201L28 202V200H27V198H26ZM40 201H41V199H40ZM44 201H46V200H44ZM52 201V200H51ZM50 201V202H51ZM58 201V200H57ZM60 202H62V200L60 199L59 200ZM67 201H66V204L65 205H67ZM72 201V200H71ZM71 201H70V203H71ZM124 201V200H123ZM245 201V200H244ZM7 202V201H6ZM12 202V201H11ZM19 202V201H18ZM49 202V203H50ZM69 202V201H68ZM72 202H74V201H72ZM80 202V201H79ZM88 202V201H87ZM100 202V201H99ZM98 201H97V203H99ZM109 202V201H108ZM111 202V201H110ZM112 202H113V199H112ZM111 202V203H112ZM115 202V201H114ZM187 202L188 203H190V204H192V205H194L193 204V201L191 200V199H187ZM23 203V202H22ZM25 203V202H24ZM30 203V202H29ZM44 203V202H43ZM42 203V204H43ZM46 203H48V201H46ZM49 203H48V205H49ZM52 203V202H51ZM50 203V204H51ZM54 203V202H53ZM53 203H52V205H53ZM64 203H65V201H64ZM69 203V204H70ZM83 203V202H82ZM96 203V204H97ZM104 203V202H103ZM116 203V202H115ZM1 204H2V202H1ZM4 204V203H3ZM20 204V203H19ZM19 204H15V205H19ZM27 204V203H26ZM26 204H24V205H26ZM34 204V203H33ZM41 204V203H40ZM55 204V203H54ZM57 204V203H56ZM59 204V203H58ZM57 204V205H58ZM62 204V203H61ZM76 204V203H75ZM80 204V203H79ZM100 204V203H99ZM251 204V203H250ZM8 205H9V203H8ZM22 205V204H21ZM29 205V204H28ZM36 205V204H35ZM37 205H38V202H37ZM47 205V204H46ZM72 205V204H71ZM76 205H78V204H76ZM87 205V204H86ZM91 205V204H90ZM104 205V204H103ZM248 205V204H247ZM10 206V205H9ZM12 206V205H11ZM30 206V205H29ZM33 206V205H32ZM55 206V205H54ZM62 206H64V205H62ZM68 206H70V205H68ZM67 206V207H68ZM73 206V205H72ZM71 206V207H72ZM81 207H84V206H82V205H80ZM105 206V205H104ZM115 206V205H114ZM114 206H111V207H114ZM132 206V205H131ZM196 206V205H195ZM194 206V207H195ZM252 206V205H251ZM2 207V206H1ZM0 207V208H1ZM19 207V206H18ZM28 207V206H27ZM27 207H26V209H27ZM36 208H37V206H35ZM41 207V206H40ZM48 207V206H47ZM88 207V206H87ZM87 207H86V209H87ZM98 207V206H97ZM101 207V206H100ZM116 207V206H115ZM120 207V206H119ZM248 207H250V206H248ZM3 208V207H2ZM24 208H25V206H24ZM29 208V207H28ZM36 208H35V210H36ZM39 208V207H38ZM58 208V207H57ZM56 208V209H57ZM64 208H66V206L64 207ZM74 208V207H73ZM85 208V207H84ZM92 208H95V207H93L92 206ZM108 208V207H107ZM132 208H133V206H132ZM197 208V207H196ZM21 209V208H20ZM29 209H33V208H29ZM44 209H46L45 207H44ZM48 209H49V207H48ZM61 209H62V207H61ZM68 209H69V207H68ZM76 209H78V208H76ZM89 209V208H88ZM106 209V208H105ZM118 209V208H117ZM116 209V210H117ZM130 208H128V210H129ZM0 210H2V209H0ZM13 210V209H12ZM42 211H43V209H41ZM50 210V209H49ZM52 210H54V209H52ZM80 210V209H79ZM96 210V209H95ZM100 210V209H99ZM102 210V209H101ZM109 210H110V206H109ZM125 210V209H124ZM138 210V209H137ZM257 210V209H256ZM8 211V210H7ZM24 211H25V209H24ZM30 211V210H29ZM51 211V210H50ZM64 211V210H63ZM70 213H72V210L70 209ZM97 211V210H96ZM103 211V210H102ZM102 211H101V213H102ZM122 211V210H121ZM120 211V212H121ZM131 211H132V209H131ZM5 212V211H4ZM3 212V213H4ZM15 212V211H14ZM13 212V213H14ZM19 212V211H18ZM22 212V211H21ZM33 212V211H32ZM36 212V211H35ZM45 212V211H44ZM47 212V211H46ZM54 212V211H53ZM58 212H59V210H58ZM57 212V213H58ZM65 212V211H64ZM64 212H63V214H64ZM80 212V211H79ZM84 213H85V211H83ZM107 212V211H106ZM119 212V211H118ZM126 212V211H125ZM134 212V211H133ZM138 212H140V211H138ZM262 212V211H261ZM264 212V211H263ZM10 213H11V211H10ZM23 213V212H22ZM22 213H21V215H22ZM51 213H52V211H51ZM55 213V212H54ZM53 213V214H54ZM60 213H62V212H60ZM66 213V212H65ZM67 213H68V211H67ZM74 213H75V210H74ZM84 213H82V214H84ZM88 213V212H87ZM95 213V212H94ZM101 213H100V215H101ZM128 213H130L129 211H128ZM143 213V212H142ZM16 214H17V212H16ZM26 214V213H25ZM28 214V213H27ZM33 214V213H32ZM41 214V213H40ZM44 214V213H43ZM47 213H45V215H46ZM77 214V213H76ZM79 214V213H78ZM89 214V213H88ZM91 214H93V213H91ZM109 214H111V212L109 213ZM115 214H117V213H115ZM123 214H124V211H123ZM204 214V213H203ZM11 215H13V214H11ZM15 215V214H14ZM19 215V214H18ZM34 215H36V214H34ZM44 215V216H45ZM58 215V214H57ZM69 215V213L67 214V216ZM85 215V214H84ZM106 215V214H105ZM120 215H122V214H120ZM202 215V214H201ZM205 215H206V213H205ZM25 216V215H24ZM30 216V215H29ZM38 216V215H37ZM53 216V215H52ZM51 215H50V217L51 218H53ZM62 216V215H61ZM66 216V215H65ZM97 216V215H96ZM125 216V215H124ZM153 216V215H152ZM152 216H150V215H148V213L147 214H141L140 215V217H141V219H143V221H144V223H145V225L147 226V229H150V231H151V228L153 229L154 228V232L155 233H158L157 235L160 237V235H161V237L163 236V234L170 240L169 242H172L176 247H178L177 249L180 251H182V249H183V247H182V245L180 244V242L178 241V238H175L176 236H174V234L172 235V234H169V235H167L166 234V232H164V231H168L167 229H169V228H167L166 226H163V227H158V226H160L161 224L159 223V219L157 220L156 218H154V217H152ZM5 217V216H4ZM23 217V216H22ZM22 217H18V218H22ZM28 217V216H27ZM33 217V216H32ZM40 217V216H39ZM39 217H38V219H39ZM48 217V216H47ZM60 217V216H59ZM72 217V216H71ZM78 217V216H77ZM86 217V216H85ZM88 217V216H87ZM103 217V216H102ZM101 217V218H102ZM105 218H107L106 216H104ZM133 217H134V215H133ZM132 217V218H133ZM7 218H8V216H7ZM6 218V219H7ZM13 218V217H12ZM17 218V219H18ZM23 218H26V217H23ZM30 218V217H29ZM28 218V219H29ZM34 218V217H33ZM45 218V217H44ZM50 218V219H51ZM54 218H55V216H54ZM56 218H57V216H56ZM62 218V217H61ZM79 218H81V216L79 215V217L76 219V221L77 222H79L80 221V219ZM92 218H94V217H92ZM118 218V217H117ZM116 218V219H117ZM131 218V219H132ZM139 218V217H138ZM137 218V219H138ZM211 218V217H210ZM248 218V217H247ZM16 219V220H17ZM37 219V220H38ZM43 219V218H42ZM41 219V220H42ZM47 219H49V218H47ZM64 219V218H63ZM66 220H67V217L65 218ZM64 219V220H65ZM73 219V218H72ZM83 219V218H82ZM103 219V218H102ZM102 219H100V221H102ZM110 219H111V217H110ZM134 219H135V217H134ZM207 219V218H206ZM213 219V218H212ZM236 219V218H235ZM242 219H244V218H242ZM5 219L3 218V221H4ZM9 220V219H8ZM11 220H13V219H11ZM14 220H15V218H14ZM18 220H20V219H18ZM18 220H17V222H18ZM32 220V219H31ZM40 220V219H39ZM57 220V219H56ZM66 220H65V222H66ZM85 220V219H84ZM87 220V219H86ZM94 220H96V218L94 219ZM99 220V219H98ZM118 220H120L119 218H118ZM122 220V219H121ZM126 220V219H125ZM214 220V219H213ZM240 220V219H239ZM253 220V219H252ZM251 220V221H252ZM2 221V222H3ZM10 221V220H9ZM21 222L22 221H25L24 219L23 220H20ZM19 221V222H20ZM28 221V220H27ZM30 221V220H29ZM28 221V222H29ZM69 221H71L70 219H69ZM91 221V220H90ZM99 221V222H100ZM107 221V220H106ZM109 221H111V220H109ZM131 221V220H130ZM139 221H141V220H139ZM250 221V220H249ZM13 222V221H12ZM19 222H18V224H19ZM35 222V221H34ZM58 222H59V219H58ZM57 222V223H58ZM74 222V221H73ZM81 222V221H80ZM84 222H86V221H84ZM91 222H93V221H91ZM118 222V221H117ZM217 222V221H216ZM230 222V221H229ZM233 221L231 220V223H232ZM255 221L253 220L252 222H248V224L249 223H252V224H254V225H256L257 223V225L258 226H262V228H260V229H262V230H264V225H260L259 224V221H257V223L255 224L254 223ZM23 224H24V226L23 227H26L25 226V224L27 225V227H31V228H29V229H33L32 228V226H31V224L33 223V222H31V224L30 225H28V223H24V222H22ZM43 222L41 221V224H42ZM47 223V222H46ZM60 223H61V221H60ZM59 223V224H60ZM63 223L64 222H62V225H63ZM68 224H69V222H67ZM83 223V222H82ZM90 223V222H89ZM96 223H97V221H96ZM112 223V222H111ZM125 223V222H124ZM130 223V222H129ZM133 223H136L135 221L133 222ZM138 223V222H137ZM140 223V222H139ZM143 223V224H144ZM169 223V222H168ZM167 223V224H168ZM220 223H222V222H220ZM227 224H228V222H226ZM245 223V222H244ZM12 224H14V223H12ZM34 225H35V223H33ZM32 224V225H33ZM39 224H40V222H39ZM56 224V223H55ZM71 224H72V222H70V226H71ZM75 224V223H74ZM74 224H73V226H74ZM93 224V223H92ZM113 224V223H112ZM116 224V223H115ZM114 224V225H115ZM123 224V223H122ZM164 224H166V223H164ZM233 224V223H232ZM5 225V224H4ZM15 225V224H14ZM37 225V224H36ZM46 225V224H45ZM48 225V224H47ZM76 225H79L78 223L76 224ZM81 225V224H80ZM88 225V224H87ZM89 225H91V224H89ZM94 225H95V221H94ZM96 225H98V224H96ZM96 225H95V227H96ZM103 225V224H102ZM107 225V224H106ZM124 225V224H123ZM140 225V224H139ZM142 225V224H141ZM170 225V224H169ZM168 225V226H169ZM224 225H225V223H224ZM228 225H230V224H228ZM244 225H246V224H244ZM3 226V225H2ZM9 226V225H8ZM13 226V225H12ZM20 226V225H19ZM57 226V225H56ZM108 226V225H107ZM117 226V225H116ZM145 226V227H146ZM258 226H257V228H258ZM11 227V226H10ZM34 228H35V226H33ZM38 227V226H37ZM47 227V226H46ZM59 227H60V225H59ZM58 227V228H59ZM62 227V226H61ZM60 227V228H61ZM65 227V226H64ZM64 227H62V229L64 228ZM72 227V226H71ZM76 227V226H75ZM78 227V226H77ZM83 227V226H82ZM80 228V230L82 229L83 230V228ZM85 227H86V225H85ZM98 227H99V225H98ZM104 227V226H103ZM103 227H101V231H103ZM109 227V226H108ZM115 227V226H114ZM118 227V226H117ZM130 227V226H129ZM131 227H132V225H131ZM143 227V226H142ZM149 227V228H148ZM240 227V226H239ZM9 228V227H8ZM14 228H16V227H14ZM14 228H11V229H13V233L16 231V229L14 230ZM41 228V227H40ZM42 228H43V225H42ZM50 228V227H49ZM67 228V227H66ZM88 228V227H87ZM125 228V227H124ZM137 228V227H136ZM242 228V227H241ZM250 228H252V227H250ZM3 229H4V227H3ZM26 229V231H27V228H24V230ZM38 229V228H37ZM45 229V228H44ZM54 229H55V227H54ZM72 229H75V228H71V230ZM79 229V228H78ZM92 229V228H91ZM97 229V228H96ZM119 229V228H118ZM126 229V228H125ZM131 229V228H130ZM9 230V229H8ZM7 230V231H8ZM42 230V229H41ZM50 230L52 231V229H49L48 231L50 232ZM67 230V229H66ZM70 230V231H71ZM77 230V229H76ZM79 230V232H83L82 230L80 231ZM90 230V229H89ZM106 230V229H105ZM110 230H112V229H110ZM156 230H158V231H156ZM240 230H242V229H240ZM249 230V229H248ZM1 231V230H0ZM4 231L5 230H3V233H4ZM10 231V230H9ZM21 231V230H20ZM36 231V230H35ZM45 231H46V229H45ZM57 231V230H56ZM63 231V230H62ZM62 231H60V232H62ZM86 231V229L84 230V232ZM96 231V230H95ZM98 231H100V230H98ZM108 231V230H107ZM115 233L118 231H115V230H113ZM129 231V230H128ZM234 231V230H233ZM236 231V230H235ZM234 231V232H235ZM243 231V230H242ZM256 231V230H255ZM24 234H25V232L24 231H22ZM31 232V231H30ZM33 232V231H32ZM37 232V231H36ZM43 232V231H42ZM59 232V231H58ZM59 232V233H60ZM73 232H75V230L73 231ZM72 232V233H73ZM78 232V233H79ZM87 232V231H86ZM85 232V233H86ZM89 232V231H88ZM126 232V231H125ZM125 232H124V235H125ZM149 232V231H148ZM153 232V233H154ZM159 232H160V235H159ZM169 232V231H168ZM186 232V231H185ZM233 232V233H234ZM237 232V231H236ZM243 232H246V231H243ZM252 232V233H251ZM12 233V232H11ZM20 233V232H19ZM51 233V232H50ZM56 233V232H55ZM66 233V232H65ZM114 233V234H115ZM122 233V232H121ZM127 233V232H126ZM152 233V232H151ZM250 233L251 234H249V233H247L248 234V238H249V235H254L255 233H257V232H255L254 233V231H252V229H251V231H250ZM260 233H261V231H260ZM260 233H259V235H260ZM6 234H7V232H6ZM17 234H18V232H17ZM27 234V233H26ZM25 234V235H26ZM31 234V233H30ZM52 234V233H51ZM50 234V235H51ZM57 234V233H56ZM87 234H89V233H87ZM96 233H94V235H95ZM98 234H99V232H98ZM107 234V233H106ZM110 234V233H109ZM113 234V235H114ZM123 234V233H122ZM130 234H131V231H130ZM141 234V233H140ZM139 234V235H140ZM194 234V233H193ZM9 235H10V233H9ZM9 235H4V236H6V241L8 240V238L10 237ZM12 235V234H11ZM14 235H16V233L14 234ZM23 235V234H22ZM34 235H35V233H34ZM44 235V233L41 235L40 234V236H43ZM47 235V234H46ZM49 235V236H50ZM58 235V234H57ZM68 235H70V234H68ZM76 235V234H75ZM80 235H82V234H79V236ZM127 235V234H126ZM143 235V234H142ZM148 235V234H147ZM183 235V234H182ZM182 235H181V237H182ZM230 235V234H229ZM242 235V234H241ZM244 235H246V233L244 234ZM252 235V236H253ZM257 236H259L258 235V233L256 234ZM1 236V235H0ZM9 236V237H8ZM19 236V235H18ZM27 236V235H26ZM25 236V237H26ZM29 236V235H28ZM37 236V235H36ZM73 236V235H72ZM77 236H78V234H77ZM87 235L85 234V237H86ZM88 236H90V235H88ZM100 236V235H99ZM107 236V235H106ZM117 236V235H116ZM115 236V237H116ZM122 236V235H121ZM3 237V236H2ZM15 237V236H14ZM21 237V236H20ZM19 237V238H20ZM45 237H47V236H45ZM52 237H54L53 235H52ZM59 237H60V235H59ZM62 237V236H61ZM70 237V236H69ZM76 237V236H75ZM91 237V236H90ZM92 237H93V235H92ZM118 237H120V236H118ZM124 237V236H123ZM127 237H128V235H127ZM260 237V236H259ZM1 238V237H0ZM12 238V237H11ZM26 238H29V237H26ZM31 239L33 238V234H32V237H30ZM30 238H29V240H30ZM36 238V237H35ZM43 237H41V239H42ZM62 238H64V237H62ZM82 238H83V236H82ZM94 238V237H93ZM102 238V237H101ZM106 238V237H105ZM110 237H108L107 239H109ZM139 238V237H138ZM163 238V237H162ZM162 238H161V240H162ZM186 238H188V236L186 237ZM185 238V239H186ZM241 238V237H240ZM248 238H245V239H248ZM258 238V237H257ZM260 238H262V237H260ZM259 238V240H261ZM10 239V238H9ZM13 239V238H12ZM18 238H16V240H17ZM34 239V238H33ZM50 239V238H49ZM53 239V238H52ZM52 239H50V240H52ZM59 239H61V238H59ZM86 239H88V238H86ZM90 240H92L91 238H89ZM167 239V240H168ZM180 239V238H179ZM233 239V238H232ZM250 239H251V237H250ZM264 239V238H263ZM15 240V241H16ZM19 241H20V239H18ZM37 240V239H36ZM43 240H47V239H43ZM56 240V239H55ZM63 240V239H62ZM78 240H80V238L78 239ZM81 240H83V239H81ZM94 240V239H93ZM100 240V239H99ZM138 240V239H137ZM160 240V241H161ZM183 240H184V238H183ZM182 240V241H183ZM235 241H236V239H234ZM253 240H254V238H253ZM2 241V240H1ZM6 241H5V243H6ZM49 241V240H48ZM60 241V240H59ZM89 241V240H88ZM107 241V240H106ZM105 241V242H106ZM111 241H112V239H111ZM110 241V242H111ZM118 241V240H117ZM122 241V240H121ZM124 241V240H123ZM128 241V240H127ZM141 241V240H140ZM152 241H156V240H152ZM159 241V242H160ZM251 241V240H250ZM255 241H258L257 239H256V237H255ZM3 242V241H2ZM11 242H12V240H11ZM21 242V241H20ZM42 242V241H41ZM44 243H45V241H43ZM54 242V241H53ZM60 242H62V241H60ZM71 242V241H70ZM69 242V243H70ZM81 242V241H80ZM83 242V241H82ZM90 242V241H89ZM166 242V241H165ZM186 242H188V241H186ZM251 242H254V241H251ZM262 242V241H261ZM264 242V241H263ZM48 243V242H47ZM56 243V242H55ZM74 243V242H73ZM91 243V242H90ZM93 243V242H92ZM98 243V242H97ZM103 243H104V241H103ZM114 243V242H113ZM112 243V245H116L115 243L113 244ZM127 243V242H126ZM152 243L153 242H151V245H152ZM162 242H160V245L159 246H161L162 244H161ZM255 243V242H254ZM253 243V244H254ZM23 244V243H22ZM40 244V243H39ZM52 244V243H51ZM85 244H87V243H85ZM95 245H96V242L94 243ZM128 244V243H127ZM132 243H130V245H131ZM148 244V243H147ZM156 244H159V243H156ZM163 244H164V242H163ZM187 244V243H186ZM197 244V243H196ZM247 244V243H246ZM37 245V244H36ZM44 245V244H43ZM46 245H48V244H46ZM46 245H44V248H45V246ZM80 245V244H79ZM100 245V244H99ZM97 246V247H99V248H104V247H101V245L100 246ZM109 245V244H108ZM129 245V246H130ZM166 245V244H165ZM171 245V244H170ZM18 246V245H17ZM28 246V245H27ZM34 246V245H33ZM38 246V245H37ZM68 246V245H67ZM82 246V245H81ZM94 246V245H93ZM107 246V245H106ZM105 246V247H106ZM118 246H119V244H118ZM121 246V245H120ZM128 246V247H129ZM167 246H168V244H167ZM193 246V245H192ZM204 246H206L207 247V245H204ZM215 246V245H214ZM227 246H228V244H227ZM230 246V245H229ZM228 246V247H229ZM260 246H263V248H264V245H263V243L262 244H260ZM0 247H1V245H0ZM43 247V246H42ZM50 247V246H49ZM48 247V248H49ZM58 247H59V245H58ZM66 247V246H65ZM64 247V248H65ZM79 247V246H78ZM131 247V246H130ZM155 247V246H154ZM164 246H162V248H163ZM205 247V248H206ZM225 248H226V245L224 246ZM223 247V248H224ZM244 247V246H243ZM20 248H21V246H20ZM25 248V247H24ZM35 248V247H34ZM40 247H38V249H39ZM55 248V247H54ZM63 248V249H64ZM95 248V247H94ZM107 248H108V246H107ZM107 248L105 249V251L107 250ZM113 248H116L115 246L113 247ZM127 248V247H126ZM134 248V247H133ZM156 248V247H155ZM159 248V247H158ZM186 248H188V246L186 245ZM186 248H184V249H186ZM191 248V247H190ZM189 248V249H190ZM208 248V247H207ZM220 248V247H219ZM232 248V247H231ZM234 248V247H233ZM232 248V249H233ZM236 248V247H235ZM2 249V248H1ZM7 249V248H6ZM6 249H5V251H6ZM11 249V248H10ZM12 249H14V247L12 248ZM11 249V250H12ZM29 249V248H28ZM37 249V248H36ZM35 249V250H36ZM52 249V248H51ZM83 249V248H82ZM101 249V251H103ZM160 249V248H159ZM158 249V250H159ZM166 248H164V250H162V252L161 253H164L165 251H167V250H165ZM177 249H175V250H177ZM183 249V250H184ZM241 249V248H240ZM3 250V249H2ZM15 250V249H14ZM17 250V249H16ZM23 250V249H22ZM32 251H33V249H31ZM30 250V251H31ZM34 250V251H35ZM50 250V249H49ZM56 250H58V249H56ZM60 250H62V249H59L58 250V252L60 251ZM94 250H96V249H94ZM94 250L92 251V252H94ZM99 249L97 248V251H98ZM119 250V249H118ZM127 250V249H126ZM131 250V249H130ZM172 250V249H171ZM187 250V249H186ZM191 250V249H190ZM208 250V249H207ZM216 250V249H215ZM226 250V249H225ZM259 250V249H258ZM48 251V250H47ZM51 251V250H50ZM71 251V250H70ZM69 251V252H70ZM81 251V250H80ZM84 251V250H83ZM96 251V252H97ZM109 251V250H108ZM123 251V250H122ZM121 251V252H122ZM160 251V250H159ZM164 251V252H163ZM170 251V250H169ZM180 251V252H181ZM203 251V250H202ZM227 251H228V249H227ZM239 251V250H238ZM8 252V251H7ZM7 252H5V253H7ZM10 252V251H9ZM14 252V251H13ZM20 252V251H19ZM37 252V251H36ZM39 252V251H38ZM49 252V251H48ZM55 252V251H54ZM57 252V253H58ZM61 252V251H60ZM67 252V251H66ZM119 252V251H118ZM148 252V251H147ZM152 252H153V250H152ZM156 252H158V251H156ZM172 252V251H171ZM235 252H237V251H235ZM242 252V251H241ZM245 252L246 251H244V255H245ZM250 252V251H249ZM248 252V253H249ZM254 252V251H253ZM1 253V252H0ZM53 253V252H52ZM56 253V254H57ZM98 254L100 253V254H103L104 252H97ZM112 253V252H111ZM126 253V252H125ZM128 253L130 254V252L128 251ZM128 253H127V255H128ZM133 253V252H132ZM135 253V252H134ZM160 253V252H159ZM170 253V252H169ZM169 253H168V255H169ZM182 253V252H181ZM185 253V252H184ZM184 253H182V254H184ZM263 253V252H262ZM3 254H4V252H3ZM16 254V253H15ZM44 254V253H43ZM67 254V253H66ZM89 254H93V253H90L89 252ZM116 254H117V252H116ZM145 254V253H144ZM149 254H150V252H149ZM154 254V253H153ZM158 254V253H157ZM157 254H156V256H157ZM165 254V253H164ZM171 254V253H170ZM174 253H172V255H173ZM212 254H213V252H212ZM235 254V253H234ZM8 255V254H7ZM6 255V256H7ZM19 255V254H18ZM17 255V256H18ZM21 256L23 255L22 253L20 254ZM37 255V254H36ZM39 255V254H38ZM48 255V254H47ZM53 255V254H52ZM51 255V256H52ZM76 255V254H75ZM115 255V254H114ZM136 254H134V256L133 257H136L135 256ZM151 255H152V253H151ZM160 255V254H159ZM167 255V256H168ZM174 255H176V254H174ZM197 255H199V254H197ZM249 255V254H248ZM247 255V256H248ZM250 255H251V253H250ZM6 256L4 257L5 259H6ZM9 256V255H8ZM7 256V257H8ZM13 256V255H12ZM25 256V255H24ZM53 256H55V254L53 255ZM59 256H60V254H59ZM92 256V255H91ZM96 256L98 257V255L96 254ZM95 256V257H96ZM100 256V258H101V255H99ZM129 256V255H128ZM155 256V257H156ZM186 256H188V258H189V263L190 264H206L202 259H200L199 257H197L196 255H194L193 253H191L190 251H188V253H187V251H186ZM208 256H209V254H208ZM217 256V255H216ZM252 256H253V254H252ZM23 257V256H22ZM34 257V256H33ZM40 257H42V255L40 256ZM43 257H44V255H43ZM57 257V256H56ZM74 257V256H73ZM95 257H93V258H95ZM96 257V258H97ZM104 257V256H103ZM130 257H132V256H130ZM138 257V256H137ZM146 257V256H145ZM150 257V256H149ZM152 257V256H151ZM163 257V256H162ZM179 257H181V256H179ZM210 257V256H209ZM213 257V256H212ZM241 257H244L243 255L241 256ZM246 257V256H245ZM260 257V256H259ZM258 257V258H259ZM3 258V259H4ZM10 258H11V256H10ZM10 258H8L9 259V261H10ZM36 258H37V256H36ZM65 260L68 258H66V255H65ZM92 258V259H93ZM109 258V257H108ZM117 258V257H116ZM140 258V257H139ZM143 258V257H142ZM160 258V257H159ZM169 258H170V256H169ZM175 258V257H174ZM205 258V257H204ZM231 258V257H230ZM229 258V259H230ZM236 258V257H235ZM234 258V259H235ZM239 258V257H238ZM249 258V257H248ZM255 258V257H254ZM257 258V259H258ZM26 259H27V257H26ZM25 259V260H26ZM49 259V258H48ZM48 259H46V260H48ZM55 259V258H54ZM60 260L59 261H64L63 260V258H59ZM69 260H70V256H69V258H68ZM73 259V258H72ZM123 259V258H122ZM125 259H127V258H125ZM125 259H123V260H125ZM129 259V258H128ZM144 259V258H143ZM146 259H148V258H146ZM184 259H185V256H184ZM206 259V258H205ZM211 259V258H210ZM224 259V258H223ZM228 259V258H227ZM226 259V260H227ZM242 258H240V260H241ZM252 259V258H251ZM15 260V259H14ZM46 260H45V262H46ZM94 260V259H93ZM104 260V259H103ZM107 260V259H106ZM120 260V259H119ZM133 261H134V259H132ZM219 260H220V258H219ZM249 260V259H248ZM255 260V259H254ZM259 260V259H258ZM16 261V260H15ZM22 261V260H21ZM23 261H24V259H23ZM31 261V260H30ZM52 261V260H51ZM68 261V260H67ZM67 261H65V262H67ZM130 261V260H129ZM153 261V260H152ZM171 261V260H170ZM187 261V260H186ZM185 261V262H186ZM208 261V260H207ZM217 261V260H216ZM221 261V260H220ZM228 262L230 261V260H227ZM234 261V260H233ZM247 261V260H246ZM250 261V260H249ZM253 261V260H252ZM252 261H250V262H252ZM261 261V260H260ZM6 262V261H5ZM17 262V261H16ZM19 262V261H18ZM25 262V261H24ZM34 262H35V260H34ZM40 262H43V261H40ZM40 262H37V263H39V264H41ZM48 262V261H47ZM46 262V263H47ZM64 262V263H65ZM101 262V261H100ZM124 262V261H123ZM136 262V261H135ZM134 262V263H135ZM162 262V261H161ZM210 262V261H209ZM238 262V261H237ZM241 262V261H240ZM243 262V261H242ZM250 262H248L247 261V263H250ZM256 262V261H255ZM254 262V263H255ZM0 263H2L1 261H0ZM10 264H11V262H9ZM14 263V262H13ZM20 263V262H19ZM30 263V262H29ZM46 263H44V264H46ZM63 263V262H62ZM61 263V264H62ZM73 263V262H72ZM132 263V262H131ZM145 263V262H144ZM175 262H173V264H174ZM220 263V262H219ZM257 263V262H256ZM3 264V263H2ZM22 264V263H21ZM31 264H32V262H31ZM48 264V263H47ZM89 264V263H88ZM138 264V263H137ZM151 264V263H150ZM163 264V263H162ZM166 264H168V263H166ZM170 264V263H169ZM221 264V263H220ZM233 264V263H232ZM253 264V263H252ZM258 264V263H257ZM260 264H261V262H260Z\"/></svg>",
	"mask_w": 264,
	"mask_h": 264
},
{
	"label": "crops",
	"instance_id": "crops-1",
	"mask_svg": "<svg viewBox=\"0 0 264 264\" xmlns=\"http://www.w3.org/2000/svg\"><path fill=\"white\" fill-rule=\"evenodd\" d=\"M60 55H64L63 57L60 58ZM70 53L67 52V50H62L59 54H51L49 56H47L45 58V62L48 66H50L51 68H53L58 75H61L64 79L69 80L70 82L74 83L72 78L67 76L69 72L72 71L73 67H75V71L80 69V66L78 67L77 64V59L76 58H72L70 57ZM82 77H80V81L78 82V86L82 87ZM75 84V83H74ZM142 129L139 131L140 134L142 135H148V136H152L154 138L153 135V128L151 127L149 129V125L147 126H142Z\"/></svg>",
	"mask_w": 264,
	"mask_h": 264
},
{
	"label": "water",
	"instance_id": "water-1",
	"mask_svg": "<svg viewBox=\"0 0 264 264\" xmlns=\"http://www.w3.org/2000/svg\"><path fill=\"white\" fill-rule=\"evenodd\" d=\"M25 44H26L27 46H30V41H29V40H25ZM101 80L104 81V83H105L107 86H109V87H111L112 85H114V81L110 78V76H109L108 74H103V75L101 76Z\"/></svg>",
	"mask_w": 264,
	"mask_h": 264
},
{
	"label": "trees",
	"instance_id": "trees-1",
	"mask_svg": "<svg viewBox=\"0 0 264 264\" xmlns=\"http://www.w3.org/2000/svg\"><path fill=\"white\" fill-rule=\"evenodd\" d=\"M27 76H28V74L25 73V74H23V75H21V76H17V78H18L19 80H24ZM151 127H152V126H150L149 129H150Z\"/></svg>",
	"mask_w": 264,
	"mask_h": 264
},
{
	"label": "built area",
	"instance_id": "built-area-1",
	"mask_svg": "<svg viewBox=\"0 0 264 264\" xmlns=\"http://www.w3.org/2000/svg\"><path fill=\"white\" fill-rule=\"evenodd\" d=\"M100 105H102L103 107H107V104L103 103V101H102V103Z\"/></svg>",
	"mask_w": 264,
	"mask_h": 264
}]
</instances>
